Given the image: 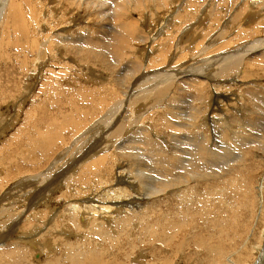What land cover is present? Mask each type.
<instances>
[{
  "label": "rangeland",
  "instance_id": "rangeland-1",
  "mask_svg": "<svg viewBox=\"0 0 264 264\" xmlns=\"http://www.w3.org/2000/svg\"><path fill=\"white\" fill-rule=\"evenodd\" d=\"M16 1L18 2V4L21 3L19 5V6H22L21 9L19 7L18 8H19L20 14L22 15V17L27 22L28 32L32 33V35H34V38H36L39 42H44L46 40L44 35L47 36L49 34L51 36L53 34L59 33L60 31H62L64 29L68 31L70 36L80 38V37H84L85 35L89 36L90 34H92L91 35L92 39L91 38L90 39L92 41L97 40L99 38L100 32H107V33L111 32V29H112V26L114 23L112 20L113 19V11L112 10L115 7V4L119 5L120 3L124 2V0H117V1L116 0H112V1L111 0H104V2H103V0H101V2L99 0H95V1L94 0H82V1L77 0L76 1L77 3L76 2L75 3H76V6L77 5L78 6L76 7L75 4H74V6H68L67 2L65 0H45L46 2L44 0H37V1L31 0L32 4L29 7V5L27 6V4L25 2H23L22 0H16ZM216 1L219 3V5ZM228 1H230V3L229 2L226 3L225 0H222V1L221 0H215V1L214 0H172L171 3H168L167 5H164V6L163 5L159 6V8H157V9L156 8L153 9V8L149 7L148 9H146V11L141 12V13H134V12L126 13V14L130 15L134 20H136L138 25L140 24L138 27H139L140 31L143 32L142 34L143 35L145 34L144 36L149 35V33L147 31L158 32L159 30H161L160 31L161 33L155 37L154 42L142 41V42H132L131 43V47L135 48V51H136V49H138V51H139V49H142L141 50L142 54H139L140 57L137 59V61H139V63L141 64V67H142V69L139 71L138 75L143 77V78H146L149 75H153L155 73H157V74L162 73V74H167V75H174V74L179 75L177 77H170L168 80H166L164 82L165 85L167 86V92L166 93L159 92V94H158L159 100H153L152 101V99H153L152 96L150 97V99H140V98L145 96V95L150 96L149 90H152L153 87L156 88L157 86H159L157 82L160 80H157L156 82L150 83V84H147V83L142 84V81L138 77H136V76L132 77V75L130 76L127 74V72H124V71L121 73L123 67L120 65V63H118L115 60V58L113 57L112 54L104 52L105 50H103V49H99V50H94L93 48L90 49L85 44L86 41L76 43L75 45H70L71 47L70 46L63 47L64 45L59 43L58 40L52 41L53 45H56L55 46L56 49H58L59 47L60 48L62 47L65 54L66 53L68 54V52H70L68 55L76 62H78V60H82L83 57L87 58V59L83 58V60L84 61L86 60V62H90L93 64V67H91L93 72H91L92 70L90 71V69L88 71V69H86V70L81 69L78 66H76V68L74 67V69L76 70V74L78 76H80L79 79L82 80V81L80 80L81 84L77 88L79 93L78 92L76 93L75 96L77 98L75 97V101L74 100L70 101V99H73V97H72L73 95L69 91H63L59 94V97L65 98V100H67V97H71V98L69 99L68 102L61 99V106H62L61 108L57 107L58 110L57 109L55 110V108L51 107V105H48V107H47V105H45V107H43L44 106V104H43L42 108H44V109L41 108V105L39 106V108L36 109L37 114L39 113L37 118L40 117V119H37V120H39L37 123L40 124V127H38L39 132L43 131V133H40L41 139L45 138V140H48V143H50V146H52V147L50 150H48V148L50 147L49 144H47V146H45V143H44L45 140L44 139L40 140V142L36 143V144H38V145H40V143L42 144V147H40L41 152L39 150L35 151L34 155L32 153H30L31 149H29L28 151L26 150L27 148H30V144L25 139V133L28 131V129L34 128L33 126L35 123L33 121V118H30V115H28V114H29V110L31 108L35 109L37 107L36 104L39 102V100H40L39 97L41 96L39 91L41 90L42 85L45 83V79L47 78V76H50V74L48 73V71L46 69L47 68L50 69V67H45L44 73L46 74V76H41V74L39 72H36L35 70H33L34 66L32 67V65L34 64L33 63L34 61H32L33 60V55L31 54L32 52H28L27 49L24 48V46H23L24 45V39L19 37L18 34L12 30V23L13 22H12L11 18H7V13H8L7 10H9V8H8V5H5L4 9L1 11L2 15H0L1 16V18H0V34L2 32V34L0 35V46L2 44V46L0 47V57L2 55V57H1L2 60L0 59V64L2 63L1 65H3L2 67L0 65V84H1L0 85V94H2V95H0V98H1L0 99V125L2 126V127H0V132L2 134V136L0 134V150H2V152H3V154H2V152L0 151V164H1L0 167L2 168V169L0 168V170H1V172H0V174H1V176H0V224L3 225L4 222L7 220L8 216H9V218H8V222H5V224L3 226L0 225V243L1 244L3 243V245L0 244L1 245L0 246V264H5V263L6 264H34L35 263L36 264L37 262H38L37 264H47L48 262L54 261V260L57 261V264L58 263L59 264H87V262L89 260H95V261L101 260V257L99 255L92 254V253H91V256L89 258H87L85 256V253H82L81 256H78V255L73 256L70 254L69 250H67L68 255L63 254V249H61V245L59 244L60 241H58V240L56 241L55 239L57 237L58 238L62 237V236L64 237V234H65V236L70 235V236H68V239H67V241L69 240L68 241L69 243L70 242L73 243L75 241L82 240V238L86 237L89 234V236H87L86 238H88L90 240V243L98 245V247L101 250H107L111 254L110 257L117 259L119 261V263H121V264H148V263L149 264H155L156 262L162 263V261H166V260H167V263L169 262L170 264H211V263L212 264H224L225 262H227L228 264H234V263L238 262V260L240 258H243L244 264H264V177H263L264 176V103H260L259 106H257V108L252 105V101L264 100V72H263L264 69L262 68L263 65L261 66L260 64H262V63H257L256 64L257 66L254 67V65H252V67H251L247 64V62H244L246 64V66H248V67H246L245 65H242L241 67H243L245 71L251 72L253 74L252 76L247 78V76L245 74L247 79L244 78V76H243L244 72L242 69H240V71H241L240 75L234 76V77H224V78L222 77L223 79H221V77L218 75L219 73H217L216 71L219 70L220 65L222 66L224 64H227V62H230V61H227V59H226L223 62V64L222 63L219 64V61L215 62L212 59V58L216 59L217 57H221V56H222L221 58H224V57L230 56L231 54H236V56H237V54L242 55L241 54L242 52L244 55H249L250 53H253L256 51L254 49L255 47H253L254 46L253 44H256L258 42L256 44L258 47V46H260L259 41L264 40V32H263L264 28H263V25H261V23L264 22V19L262 18V17H264V3L262 6V4H260V2H258L257 0H247V1L246 0H242V1L236 0V2H235V0H234V2L232 0H228ZM240 1H241V5H240ZM244 1H245V4H244ZM49 2H51V3L48 4ZM222 2H223V4H222ZM242 2H243V5H242ZM43 3H45V4H43ZM96 3L102 4V7H104V9H106L105 10L106 17L101 14L103 17V19L101 21H99V19L96 16V13L100 12V8L98 7L99 5L97 6ZM220 3H221V5H220ZM110 4H111V6H110ZM228 4H231V5H228ZM233 4H234V7H233ZM246 4H247V6H246ZM48 5H49V7H48ZM237 5L241 6V7L239 8ZM235 6H237V8H235ZM71 7H72V9H71ZM29 8H30V10H29ZM47 8H49L50 11L47 10ZM66 8H68V9H66ZM82 8H84V9H82ZM226 8L228 10H226ZM243 8H246L247 13L249 12V17H251L250 19L247 17L248 15H245L246 16V18H245V16L242 13H241L242 15L240 14V10L242 11ZM151 9L154 10L153 13H151ZM205 9L209 10L210 14ZM230 9H231V11H230ZM45 10L48 13V16H46V18L43 17V14H45ZM85 10H86V13H85ZM225 10H226V12H228V15L225 12ZM6 11H7V13H6ZM13 11L16 15L19 16L18 10L14 9ZM191 11H192V13H191ZM205 11L207 14H209V19H208V15L205 13ZM216 11H217V13H216ZM219 11H221L222 15H220L221 13H219ZM235 11H237V12H235ZM257 11L258 12L261 11L260 14ZM25 12H26V14H25ZM214 12H215V14H214ZM251 12H252V14L254 13V14H258V15L253 16L254 14L251 15ZM203 13H204V16L207 15L206 16L207 18H205L203 16ZM225 13L228 17L225 15ZM177 14H178V16H176ZM190 14H194V15H190ZM217 14H218V16L215 17ZM236 16H237V18H236ZM238 16L242 20H239ZM252 16L254 17V19ZM156 17H157V19H158V17H160L161 19L157 20ZM198 17L201 19L199 20ZM213 17H215V18H213ZM219 17H222V18H219ZM71 18H72V20H71ZM73 18H75L76 22L74 21ZM140 18H141V20H139ZM225 18L227 19L228 22L226 21ZM244 18L247 21L248 26L255 24L253 27L251 26L252 30H247V28L244 29L245 28L244 27L245 25H243L244 24L243 22H245ZM256 18L257 19L259 18L258 21L261 19L259 21L260 24H259V22H257ZM138 20H139V22H138ZM201 20L203 21V23L201 22ZM249 20L252 23H250ZM3 21L7 25H9L8 29H5L4 23H2ZM15 21L17 22V19H15ZM71 21H74V22L71 23ZM79 21H80V23L81 22L82 23L80 24ZM33 22H34V24H33ZM204 22H206V24ZM220 22L225 24V25L221 24ZM69 23H70V25H69ZM192 24H193V26H192ZM202 24H204V25H202ZM234 24L235 25L238 24L237 25L238 28L235 26L236 28L234 27L235 28L234 29L233 28ZM199 25H201V26H199ZM221 25H223V26L221 27ZM195 26L196 27L198 26L197 27L198 29ZM224 26H226L225 27L226 29L223 28ZM83 27H85V28H83ZM145 27H147L149 29H147V28L145 29ZM204 27L206 28V30ZM242 27H243V29H242ZM109 28H110V30H109ZM150 28H152L153 30H151ZM253 28H255V29H253ZM81 29L84 30V32ZM231 29H232L233 35L231 34ZM239 29L243 30V32H241V30H239ZM259 29H261L260 34H258V35H256L255 33H254L255 35L252 34L251 31L256 32L257 30L259 31ZM69 30H71L72 32ZM170 30L172 33L168 32ZM222 32H224V33H222ZM225 32H227V33H225ZM234 32H235V35H234ZM189 33H191V34H189ZM237 33L239 35L240 34L241 35L239 36ZM247 34H248V36H247ZM183 35H185V36H183ZM204 35H205V37H204ZM217 35H219V36H217ZM236 35H238V36L236 37ZM251 35H253L254 37ZM88 36H85V38H88ZM232 36H233V38H232ZM177 37H178V39H177ZM197 37H200V38H197ZM42 38H44V40ZM158 39H160V41H159L160 43H157ZM235 39L237 42L235 41ZM260 39H262V40H260ZM162 40L164 41L165 44L163 43ZM167 40L168 41L170 40L171 42L170 41L168 42ZM256 40H257V42H256ZM186 41H188V42H186ZM200 41H202V43ZM224 41L225 42L227 41V42L225 43ZM253 41H255V43ZM6 42L8 43V45L6 44ZM15 42L19 43L20 45L18 44L17 46H15L14 45ZM80 44L82 47L80 46ZM83 44L86 46H84ZM152 45H153V47H152ZM208 45L211 47H209ZM232 45H234V47ZM251 45H252V47H251ZM21 46L23 48H21ZM12 47L13 48L15 47V48L11 49ZM75 47L77 49H80V48H82V49L86 48V49L76 50ZM249 47L251 48V51H253V52L249 51L250 50ZM72 48H75V49H72ZM263 49H264V47H261V46H260V48L258 47L259 52H262ZM19 50H21V51H19ZM143 50H145V52H143ZM235 50L238 53L234 52ZM239 50L242 52H239ZM76 51L80 52V54L76 55L75 54ZM87 51H89L90 53ZM159 51L161 52V55H163V57L160 54H157L160 56L156 55V53H158ZM248 51L250 53H248ZM7 52L10 53V55L8 54L9 55L8 57H6ZM227 53H230V55H228ZM4 55H6V56H4ZM87 55H89V57ZM136 55H137V53L135 52V57H136ZM213 55H215V56H213ZM150 56L152 58H150ZM166 56L169 58H165ZM198 56L200 59H198ZM9 58H10V61L8 60ZM140 58H142V59H140ZM154 58H155V60H154ZM221 58H220V61H221ZM16 59L18 61H15ZM196 59H198V60H196ZM29 60H31L32 62ZM21 61H22V64H21ZM208 61H209V63H212V64L210 65L208 63ZM19 62H20V65H19ZM50 63L51 62H47L46 63L47 66H48V64L50 65ZM8 64L11 67L8 66ZM206 64H208V65H206ZM215 64H217V65H215ZM242 64H243V62H242ZM15 65H17V66L15 67ZM18 65H19V67H18ZM258 65H260L261 69H259L260 67ZM12 66H14V67H12ZM22 66H24V67H22ZM4 67H6V68L4 69ZM27 67L29 70L27 69ZM57 67H58V65H57ZM83 67H85V66H83ZM152 67H154V68H152ZM213 67L214 68L217 67L218 69L215 68V70H214ZM20 68H21V70H20ZM22 68H26V69H24L25 73H23L24 71ZM51 69H54V68L51 67ZM61 69H63V68H59V70H57V68H56L54 70L60 71ZM211 70H213V71H211ZM46 71H47V73H46ZM63 71H65V70H63ZM21 72L23 73L22 75H21ZM34 72H36V73L34 74ZM89 72H91V74ZM27 73L28 74L30 73V74L28 75ZM36 74H38V75H36ZM84 74H86V75H84ZM32 75H34L33 78L31 77ZM216 75H218V76H216ZM91 76H93L94 78L91 79ZM25 77H27V78H25ZM28 77H29V79H28ZM38 77H39V80L37 79ZM85 77H88L91 79V81L87 84L84 83ZM97 77L100 79H98ZM236 77H238V78H236ZM101 78H104V79H101ZM230 78L237 80L238 84H234L235 86H231V85L229 86L230 88L231 87H234V88H231V89L230 88H228V89L224 88L221 90L219 88L220 85L223 84L224 81L229 80ZM240 78L241 79L243 78L244 80L243 79L240 80ZM191 80L196 81V82H191V83H193L191 85V83H190ZM34 81L37 83H35ZM179 81H181L180 83L182 85H180ZM197 82H199V83H197ZM33 83H34L35 87L32 86ZM40 83H41V85H40ZM128 83H129V85H128ZM134 83H136V84H134ZM194 83L197 84V86ZM24 84L29 86V87L27 86V88H28L27 90L28 91L31 90V92L29 91L31 96H29V94L27 95L28 91L26 90V86H24ZM89 84H92V86L93 85H95V86H98V85L99 86L100 85H106L107 86L108 85V87H109V85H114L113 89L115 88L114 90L121 94V97L119 100H121V99L124 100L122 103L123 104L122 106L114 107L110 110V114H108L111 117V118L109 117L110 118L109 121L111 122L110 125L107 126L104 123L100 124L101 125L100 127L104 126L103 130H99L100 128H96V129L92 130L96 126V124L99 122L100 118L104 115V111L102 110V108L100 110H99V108H97V110L99 112V114H98V112L95 111L96 109H92L89 105H87L84 102L83 103L85 105H81V103H79V101H78V96H79V94L81 95L80 92H83ZM115 84H116V86H115ZM122 84H125L128 86L127 90H126L128 93L125 92ZM130 84H131V86H130ZM175 84H177V85H175ZM185 84L189 85V87L187 88V86ZM198 84L201 85V86H199L200 88H198ZM225 85L226 84H224V86ZM30 87L31 88L33 87V88L29 89ZM68 87L69 86H67L66 88H68ZM24 88H25V93L22 92V91H24ZM190 88H191V90H190ZM195 89H197V90L194 91ZM204 89H205V91H204ZM215 89H217V90L220 89V91H217ZM225 89H227L229 91H227ZM70 90H71V88H70ZM172 90L174 91V93ZM32 91H33V94H32ZM122 92H125L124 96L122 95ZM197 93H199V94H197ZM132 96H135L134 101L131 100ZM25 97H26V99L24 100ZM32 98H33V100H32ZM215 98H221V99L229 100V102H232V103H229V102L218 103V102L214 101ZM197 99H198V101H197ZM208 99L210 100V102H208ZM190 100H192V101H190ZM34 101H36V102H34ZM207 102L209 103L208 105H207ZM192 103H194L195 106H193ZM202 104H203V106H202ZM234 104L237 105L236 106V108L238 107L237 110L240 109L241 112H240V110L234 111L231 109V107L235 108ZM68 105H73V106L75 105V107H76L75 113L71 112V114H68V113H70V111L67 109ZM190 106H191V108H190ZM192 106H193V109H192ZM195 107H196V109H194ZM259 107H260L261 111L258 110ZM40 108H41V110H38ZM45 109L46 110L48 109L47 110L48 113L53 114V112H54L56 114V116L53 117L55 114L47 116ZM52 109H54V110H52ZM59 109L62 110L61 113L59 112L60 111ZM77 109H80V110H77ZM204 109H207V110H204ZM242 110L244 113L242 112ZM17 111H21V112H17ZM51 111H53V112H51ZM186 111H187V113H186ZM202 111L203 112L205 111L204 114ZM246 111H247V113H246ZM81 112H83V113H81ZM163 112H165V113L166 112L167 113H176L178 115H183V114L189 115V114H192L195 112L197 114V119L194 121H191V122H190V120L187 121L184 119H178V120L173 119L172 120L170 117L169 118L164 117L165 113H163ZM227 112H228V114H227ZM231 112H232V116H231ZM86 113L88 116L85 115ZM153 113H156V116L159 117V122L155 121L156 116L154 118L152 117ZM79 114H82V115H79ZM94 114L97 115V117L93 116ZM205 114H208V115H205ZM247 114H248V116H247ZM27 115L29 117H27ZM65 115H66V117H65ZM71 115H72V117H71ZM89 115L90 116L92 115V116L90 117ZM45 116H47V117H45ZM63 117H65V121L67 118L69 119V123L71 121L70 124L73 125V131H70V129L72 130V126L69 123H67L68 119H67V122H65ZM78 117L80 118V120ZM103 117H105V116H103ZM46 118L47 119L51 118V119L47 120ZM72 118L73 119L75 118V122L77 121L76 123H78V124H76L72 120ZM81 118H82V120H81ZM179 118H182V116H180ZM202 118L204 119V122L201 124L199 122L201 121ZM54 119L56 120V122H58L59 120L62 122L59 121L58 123H56ZM239 119H240V121H239ZM3 120H5V121H3ZM18 120H19V122H18ZM45 120H47V122ZM51 120L53 121L54 124L56 123L55 127L50 126L51 124L53 125V123L48 124L49 122H52ZM90 120L91 121L93 120V122H89ZM23 121H24V123H23ZM234 121L237 123H235ZM241 121L246 122L244 126H242ZM63 122L68 124V125L66 126L65 124H63ZM80 122L82 124H80ZM182 122H184V123H182ZM238 122L240 123V125H238ZM26 123H27V125H26ZM60 123H61V125H60ZM164 123L178 124L177 132L175 130H174V132H171L172 135H175L177 137V140L175 142L170 141V138L168 137L170 135H164L163 136V134H161V132H164L163 130L159 131V127H161V125ZM188 123H190V125H187ZM225 123L228 124L229 128H227ZM83 124L87 127L84 128ZM181 124L186 126L188 131H185V132L181 131V129H180ZM43 125H45V126L43 127ZM59 125L60 126L63 125V126L59 127ZM69 125H70V127H69ZM74 125L75 126L81 125V126H79V127L76 126L77 127L76 128ZM201 125L204 127H201ZM47 126H50L51 128L52 127L53 128L51 129ZM191 126H192V128H190ZM23 127H24V129H23ZM74 127H75V130L77 129L76 131L74 130ZM80 127H81V129H80ZM40 128L43 130H41ZM45 128L47 129L46 132H44ZM61 128L62 129L64 128L65 130L64 129L62 130ZM78 128L80 130H78ZM119 128L123 129V131L120 132L119 134H115L116 130ZM1 129L3 132L1 131ZM18 129H19V131H18ZM56 129H58V130H56ZM191 129H194V130L190 131ZM52 130H54V131H52ZM55 130L58 133V134L56 133L57 135L55 134V132H56ZM67 130H69L68 132H70V134L67 132ZM96 130H97V132H96ZM16 131H18V132H16ZM24 131H26V132H24ZM59 131H62V133L63 132L64 133L61 134ZM90 131H91V133H90ZM73 132H74V134H73ZM86 132H88V134ZM233 132L236 135L238 133L239 136L241 135L242 137H248L247 141L244 140V141H241L238 143L240 145L239 149L236 148L237 146L235 143H231V141L229 142V140H227L229 143L226 141L228 144L226 142H224L225 136H230L231 133H233ZM241 132H242V134H241ZM3 133H4V135H3ZM51 133L53 136H51ZM59 133L61 135H59ZM83 133L86 135H84ZM112 133L115 134L114 136H116V137L111 136ZM158 133H160V134H158ZM72 134L74 137H72ZM46 135H48L47 139H46ZM54 135H56L55 137L58 136L59 138L58 137H57L58 139L55 138ZM60 136L64 139H62V138L60 139ZM80 136H81V138H80ZM106 136H108L106 138L107 143L110 140H112L108 143V144H110L109 149L106 150L107 152L104 151L102 153H99L98 150H100V148L103 146V140L105 139ZM109 136H110V138H109ZM9 137H11V138H9ZM52 138H53V140L51 141ZM108 138H109V140H107ZM6 139H8V140L10 139V140L6 141ZM20 139H21V141H20ZM55 139H57V140H55ZM71 140H72V142H71ZM77 140H78V142H77ZM73 141H75V142H73ZM138 141H144L147 143H151L152 141H159L160 146L158 147V149L156 151L151 152L152 155L153 154L158 155V153L162 150L165 153H171V151L174 149L177 151L180 150L181 152H183V155L178 154L174 158L173 163L179 162L180 159L182 161L190 160L193 156L192 155L189 156V154H190L191 150H195L196 147H199L197 144H200L206 151H210V152H212V154H215L216 158L213 161V165H208L206 163V166H201L196 170H194L192 168L190 170L189 169H183L184 170V172H183V170L175 168V170H172V173H171V176H173L172 178H176L177 176H180V175L183 176L184 174H187L186 177H187V179H189V181L186 183L179 184L178 188L175 190L174 189L164 190L163 192H160L157 195L155 194L154 196L147 197V195H149L147 192L148 186H145L144 191H142V189L140 190L141 187H140V185L136 184V179L140 178L142 181H144V183L150 182L151 179L159 180V181H163V180L161 178H159L156 174H154L155 171L153 169V160H151V159L148 160L149 157H148L147 152L145 150L140 151L139 154H135V153L133 154V149H132L133 146L144 148V147L140 146V144H135V145L133 144L132 145V142H138ZM3 142H6V143L8 142V144H5ZM51 142H52V144H51ZM65 142L67 143V145H65L66 144ZM21 143L23 146L21 145ZM81 143H82V145H81ZM122 143L130 144V145H127V146H130V149L124 150L125 153H123V155H125V156L122 155L123 150L120 149L121 150L120 151V150L115 149L117 146H119ZM180 143L185 144V145H181ZM25 144H26V147H24ZM27 144H29L28 145L29 147L27 146ZM74 145H76V146H74ZM124 145H126V144H124ZM78 146H79V148H78ZM2 147H4V150L2 149ZM73 147H74V149H73ZM123 147L126 148L125 146H123ZM20 148H22V149H20ZM32 148H34V147H32ZM44 148H45L46 152H43ZM241 149H242V151H241ZM77 150H78V152H77ZM94 150H96L94 154L97 157L90 159V154L88 152H92ZM220 150H226V151H220ZM233 150H236V151L240 150L238 152L234 151V154L236 155L235 157L239 156V157H237V159L234 158V155L232 154ZM49 151H50V153H49ZM62 151L65 153H63ZM222 152H227V153L232 152L231 155H229V157L230 156L232 157V159H231V157L229 159V161H230L229 165L231 167H227L229 161L223 162L221 160L220 155L222 154ZM76 153H77V155H76ZM85 153H87V154H85ZM160 153H159V156H160ZM25 154L28 155L30 158L28 156H25ZM111 154H113V155H111ZM16 155H17V157H16ZM19 155H21V156H19ZM137 155H139L140 157H138ZM22 156L24 158H26V157L27 158L24 159ZM102 156L108 157V158H106V160H104V164H102L103 168L105 166L104 169L110 170V168H108V167H112V165H113L112 164L113 160L111 158H116L117 163L120 166H122L123 168H125L126 170H128V173L126 175H123V177H125L127 179V184L124 186V188L133 187L136 185V187L139 189L138 191L136 190L137 192L135 194V195L139 194V196H136L135 199L133 200V204L127 206L125 208V210H123V211H127V210L131 209L132 211L135 212L132 215L135 216V214L141 213L142 211L145 210L143 213H141L142 216L138 217V218H140V222H139V219H137L135 217L136 222H134V225L125 224L123 227L118 226L119 228H116V230L121 228L120 230H123L126 232V233L122 234V242H124L126 240L125 234H128V233L133 234V232L131 230L134 227H137L135 230V232H136L135 236L133 234V237L132 238L130 237V239H131L130 245H133L135 247L134 248L135 250L133 249V252L129 248L127 249L126 247H125L126 250L124 251V253L118 252V250H116V248L114 249L112 246H110L108 244V242H107L108 239L104 240V237L109 234L106 229H105V234H104L103 238H101L102 235H100V237H99V236L92 234L90 232H84L82 230H79L77 228L76 224L74 225V221L71 220L72 219L71 217H73V215L71 216V214H70V216H69L70 218H69L65 214V210L66 209L69 210V205H71V203H74V201H75V203H77L78 205H81V206L84 204H87L88 201L100 202V203H97L99 206L106 204L104 202H109L108 200H106V198L108 196H102L103 192L105 191L102 189L104 186L100 185L95 180L99 176H97L95 174L93 176V178H90L91 181H89L90 179L84 177L85 179L83 178V180L80 181V183L78 182L79 180H76L78 177V174H79L77 163H81L85 160V161H87L86 164H88L89 161L91 162L92 159L95 160L97 158H102ZM2 157H4V158H2ZM14 158H15L16 164L14 162ZM19 158L23 159V160H20ZM71 158H73V159H71ZM3 159H7V160H3ZM86 159H88V160H86ZM10 160H11V162H10ZM18 160H19V162H18ZM195 161H197V160H195ZM23 162L26 164H24ZM46 162H48V163H46ZM238 162L240 164H238ZM2 163H4V164H2ZM21 163H23V164H21ZM12 164L15 166H13ZM2 165L5 166L4 167L5 169L2 167ZM17 165H19V166H17ZM69 165H70V168H73L71 171L68 169ZM207 166H209V167H207ZM146 168H149V169H146ZM229 169H231V170H229ZM16 170H17V174H16ZM190 171L191 172L194 171V173L196 175L199 174V176L189 174ZM64 172L67 173V174H65L66 176L64 175ZM40 174L42 176H40ZM176 174H178V175H176ZM96 176H97V178H96ZM4 178H6V179H4ZM51 179H52V181H51ZM213 179L214 180L219 179L222 181L225 179L228 182H226L225 185H224V183L221 185L223 188L221 190V192H219L217 194L210 193V195H208V198L207 197H206L207 199L205 198L206 200H208V204L210 203L209 206L212 204L210 207H208V209L207 208L205 209L202 204H198V203L195 207H193L191 204V201H190V197L195 196V195H200V187H199L200 183L199 182L210 183L213 181ZM1 180H2V182H1ZM93 180H95V181H93ZM87 181H89L88 183L90 185L87 183ZM232 181L233 182L235 181V182L233 183ZM92 183H94L93 184L94 188L92 187L93 186ZM89 186H91V187H89ZM97 186H98V189L95 190V188H97ZM225 186L227 189H225ZM258 187H262V191H261L262 195L258 194L259 193V191L257 190ZM99 188H101L102 190ZM211 188H212V185L210 184V189ZM67 190H68V192H67ZM81 190H83V191H81ZM85 193H87V194H85ZM191 193H192L191 196H187V194H191ZM162 194H164L166 196L165 197L166 200L164 203H159V201L163 198ZM174 195L175 196L177 195L178 198L174 197ZM220 195H221V197H220ZM43 196H46V197H43ZM158 198H160V199L158 200ZM259 198L262 199L261 200L262 205L259 204V200H260ZM24 200L26 202L25 203L26 206L22 205V203L24 204ZM21 201H22V203H21ZM188 201H190V202H188ZM152 203L155 204L156 206L152 205ZM227 204H229V205H227ZM181 209H183V210H181ZM36 210H38V212ZM60 210H62V211H60ZM186 210H187V212H186ZM39 211H40V213H39ZM152 211H153V213H152ZM168 211H169V214L167 213ZM62 212H63V214H62ZM122 212L118 215L117 218L125 216ZM182 212H183V214H182ZM204 212H207V213H204ZM184 213H185V216H184ZM193 213H196V214H193ZM54 214H56V215L54 216ZM213 214L215 215L214 217H213ZM35 215H37V216H35ZM223 215H226V216H223ZM18 216L19 217L21 216V217L19 218ZM2 217H4V218H2ZM17 217H18V219H17ZM36 217H38L39 219H37ZM52 217H54L52 219L54 222H52V220H49ZM161 217H162V219H161ZM203 217H204V220H203ZM207 217H209V219ZM22 218H24V220ZM148 219H149V221H148ZM39 220H40V222H38ZM79 220L82 223L81 219H79ZM155 220L159 221V223H157L158 227L156 226V224L153 223V221H155ZM17 221H19V222H17ZM25 221H26V223H25ZM46 221H48L49 223L48 222L45 223ZM131 222H133V220L130 221L129 223H131ZM24 223H25V225H24ZM15 224H16L17 228L14 227ZM29 224H31V225L29 226ZM54 224L55 225L57 224V225L54 226ZM58 224H61V225H58ZM146 224L148 225V226H146V228L149 229L150 231L152 230V227H153L152 232H150L149 230L148 231L143 230L142 234H140L139 233L140 228L145 227ZM182 224L185 226H183ZM6 225L8 226L9 230L13 229L12 232H6V230H5L7 227ZM22 225H24V226H22ZM35 225H37L36 228L34 227ZM72 226H73V229H72ZM205 226H208V227H205ZM12 227H14V228H12ZM148 227H150V228H148ZM185 227H188V228H185ZM39 228H40V231H39ZM70 228L72 230H70ZM30 230H31V232H28ZM66 230H67V232H66ZM165 230H167L166 233L164 232ZM176 230H178L180 233ZM211 230H212V233H211ZM175 231H176V233H175ZM70 232H72V235ZM96 232H97V230H96ZM155 232H156V234L158 233L160 236L158 234H157V236H156V234H152ZM169 232H171V233H169ZM58 233H59V235H62V236H58ZM20 234L21 235L23 234L22 236H25V237H22ZM26 234H27V236H26ZM31 234H32V236L33 235H36V236L32 237ZM148 234H149V236H148ZM202 234H204V235H202ZM55 235H57V236H55ZM137 235H139V236H137ZM218 235L221 237V240H219L220 238ZM144 236H145V238H144ZM194 236L195 237H197V236L202 237L203 238L202 242H197L196 240H194V238H195ZM29 237L30 238L32 237V239L38 237L36 239L37 242L35 241V239H33V240L31 239L32 242L33 241L34 242L31 243V245H30L29 243L31 240ZM151 237H153L155 239H153ZM11 238H13V239H11ZM15 238L16 239L18 238V239L16 240ZM22 238L24 239L23 241H22ZM170 239H171V241H170ZM156 241H157V243H156ZM47 242L49 243L48 245H47ZM147 242H149V243H147ZM166 242H168V243H166ZM183 242H185V243H183ZM34 243H36L37 245ZM38 243H40V245L43 244V246H40ZM46 245L49 247V249L46 247ZM217 245H219V246H217ZM36 246H37V248H36ZM212 246H214V248ZM42 247L44 249H42ZM177 247H178V249H177ZM221 247H222V249H221ZM16 248H17V250H16ZM176 249H177V251H176ZM51 250H53V251H51ZM120 250H124V249L122 248ZM151 250H152V252H151ZM211 250H212V252H211ZM42 251H44V252H42ZM45 251H47V252H45ZM157 251H160L162 253H159ZM217 251H218V253H217ZM244 251H245V253H244ZM33 252H34V254H33ZM117 252H118V254H117ZM29 253H30V255H28ZM6 254H8V255H6ZM48 254H49V256H47ZM177 255H178V257H177ZM180 256H182V257H180ZM54 258H56V259H54ZM10 259L12 261H10ZM104 259H106L105 256H104ZM107 259L110 263H113L112 259H110V258H107ZM6 260H7V262H6ZM35 260H36V262H35Z\"/></svg>",
  "mask_w": 264,
  "mask_h": 264
},
{
  "label": "bare ground",
  "instance_id": "bare-ground-1",
  "mask_svg": "<svg viewBox=\"0 0 264 264\" xmlns=\"http://www.w3.org/2000/svg\"><path fill=\"white\" fill-rule=\"evenodd\" d=\"M23 2H25L26 4H27V6L29 5V7H30V5L32 4V2H31V0L29 1V0H22ZM37 1V0H36ZM45 1V0H44ZM66 2H67V5L68 6H74V4H75V6H76V1L77 0H65ZM79 1H82V0H79ZM95 1V0H94ZM100 2H101V0H99ZM112 1V0H111ZM117 1V0H116ZM215 1V0H214ZM222 1V0H221ZM226 1V3L227 2H229L230 3V1H228V0H225ZM233 2H234V0H232ZM239 1V0H238ZM242 1V0H241ZM241 1H240V5H241ZM247 1V0H246ZM258 2H260V4H262V6H263V3H264V0H257ZM46 2V1H45ZM65 2V3H66ZM76 2V3H75ZM103 2H104V0H103ZM110 2V1H109ZM172 2V0H124V2L123 3H120L119 5H117V4H115V7L113 8V26H112V29H111V32L110 33H107V32H100L99 33V38L97 39V40H94V41H92L91 39V35L92 34H90L89 36L88 35H85V36H88V38H85V36L84 37H80V38H76V37H74V36H70V34L68 33V31L67 30H62V31H60L59 33H56V34H53V35H44L45 36V41L44 42H39L36 38H34V35H32V33H29L28 32V30H27V22H26V20L22 17V15L20 14V11H19V8L21 9V7L22 6H19L20 4H18V2L16 1V0H0V15H2V10L4 9V7H5V5H8V8H9V10H7L8 11V13H7V11H6V13H7V18H11L12 19V30L14 31V32H16L17 34H18V36L19 37H21V38H23L24 39V48L25 49H27V51L28 52H32L31 54L33 55V60L32 61H34L33 63V65H32V67H33V70H35L36 72H39L40 74H41V76H46V74L44 73V71H45V67H50V69H46L47 71H48V73L50 74V76H47V78L45 79V83L42 85V87H41V90L39 91L40 92V97H39V102L36 104L37 105V107L35 108V109H33V108H31L30 110H29V114L28 115H30V118H33V121L35 122L34 123V128H31V129H28V131L26 132V131H24V132H26L25 133V139H26V141L30 144V148H27L26 150L28 151L29 149H31L30 150V153H32L33 155H34V152L35 151H40L41 152V148L40 147H42V144L40 143V145H38V144H36V143H39L40 142V140H45V138H43V139H41V136H40V133H43V131L41 132H39V128L38 127H40V124L39 123H37L39 120H37V119H40V117H38L37 118V116H38V114H37V112H36V109L37 108H39V106L41 105V108H42V106H43V104H44V106L43 107H45V105H47V107H48V105H51V107H53V108H55V110L57 109V107H59V108H61L62 106H61V99H63L64 101H66V102H68L69 101V99L71 98V97H67V100H65V98H61V97H59V94L61 93V92H63V91H69L73 96V99H70V101H75V95H76V93L78 92L79 93V91H78V87H79V85L81 84V82H80V80L81 79H79L80 78V76H78L77 74H76V70L74 69V67L76 68V66H78L79 68H81V69H88V71H89V69H90V71L92 70V68L91 67H93V64L92 63H90V62H86V60L84 61L83 60V58H82V60H78V62H76V61H74L68 54L70 53V52H68V54L66 53H64V50L62 49V47L60 48H58V49H56L55 48V46L56 45H53V43H52V41H54V40H58L59 41V43H61V44H63L62 46L63 47H65V46H70V45H75L76 43H80V42H83V41H86L85 42V44L91 49V48H93L94 50H99V49H103V50H105L104 52H106V53H109V54H112L113 55V57L115 58V60L118 62V63H120V65L123 67V69H122V71H121V73L124 71V72H127V74L128 75H132V77L133 76H136V77H138L141 81H142V84H145V83H147V84H150V83H154V82H156L157 80H160V81H158L157 83H158V85L159 86H157L156 88H152V90H149V94H150V96L149 95H145V96H143V97H141L140 99H150V97L152 96V101L153 100H159V98H158V94H159V92H162V93H166L167 92V86L165 85V81L166 80H168L170 77H177V76H179V75H177V74H174V75H167V74H162V73H155V74H153V75H149L148 77H146V78H143V77H141V76H139L138 75V73H139V71L142 69V67H141V64L139 63V61H137V59L140 57V55L139 54H142V52H141V50L142 49H139V51H138V49H136V51H135V48H132L131 47V43L132 42H142V41H144V42H146V41H150V42H154V40H155V37L156 36H158L161 32V30H159L158 32H152V31H147L148 33H149V35H146V36H144L142 33L143 32H141L140 31V29H139V25L137 24V21L136 20H134L130 15H128V14H126V13H129V12H134V13H141V12H144V11H146V9H148L149 7H151V8H159V6H164V5H167L168 3H171ZM208 2V1H207ZM217 2V1H216ZM232 2V3H233ZM235 2H236V0H235ZM253 2V1H252ZM256 2V1H255ZM257 2V3H258ZM51 2H49L48 4H50ZM215 3V2H214ZM213 3V4H214ZM218 3V2H217ZM247 3V2H246ZM41 4V3H40ZM43 4H45V3H43ZM42 4V5H43ZM47 4V3H46ZM97 4V3H96ZM222 4H223V2H222ZM238 4V3H237ZM244 4H245V1H244ZM56 5V4H55ZM99 5V6H98ZM105 5V4H104ZM108 5V4H107ZM195 5V4H194ZM217 5V4H216ZM218 5H219V3H218ZM220 5H221V3H220ZM228 5H231V4H228ZM242 5H243V2H242ZM253 5V4H252ZM256 5V4H255ZM26 6V5H25ZM45 6V5H44ZM43 6V7H44ZM54 6V5H53ZM78 6V5H77ZM76 6V7H77ZM97 6L100 8V12H97L96 13V16H97V18L99 19V21H101L102 19H103V17H102V15L103 16H105L106 17V14H105V10L106 9H104V7H102V4H97ZM110 6H111V4H110ZM209 6V5H208ZM227 6V5H226ZM225 6V7H226ZM238 6V5H237ZM237 6H235V8H237ZM246 6H247V4H246ZM249 6V5H248ZM260 6V5H259ZM258 6V7H259ZM7 7V6H6ZM19 7V8H18ZM39 7V6H38ZM37 7V8H38ZM48 7H49V5H48ZM75 7V8H76ZM171 7V6H170ZM183 7V6H182ZM220 7V6H219ZM233 7H234V4H233ZM239 8L241 7V6H238ZM256 7V6H255ZM80 8V7H79ZM194 8V7H193ZM213 8V7H212ZM228 8V7H227ZM226 8V10H228ZM247 8V7H246ZM246 8H243L242 9V11L240 10V14L242 13L244 16L245 15H248L247 17L250 19L251 17H249V12L247 13L246 12ZM252 8V7H251ZM250 8V9H251ZM14 9H16V10H18V14H19V16L18 15H16L15 13H14ZM41 9V8H40ZM66 9H68V8H66ZM71 9H72V7H71ZM77 9V8H76ZM82 9H84V8H82ZM86 9V8H85ZM153 9H151V13H153ZM169 9V8H168ZM172 9V8H171ZM211 9V8H210ZM253 9V8H252ZM29 10H30V8H29ZM28 10V11H29ZM42 10V9H41ZM47 10H49V8H47ZM159 10V9H158ZM166 10V9H165ZM195 10V9H194ZM206 10V9H205ZM226 10H225V12H226ZM236 10V9H235ZM27 11V12H28ZM40 11V10H39ZM50 11V10H49ZM69 11V10H68ZM99 11V10H98ZM186 11V10H185ZM193 11V10H192ZM192 11H191V13H192ZM202 11V10H201ZM207 12H209V10H206ZM206 11H205V13H206ZM224 11V10H223ZM222 11V12H223ZM230 11H231V9H230ZM233 11V10H232ZM259 11V10H258ZM257 11V12H258ZM41 12V11H40ZM53 12V11H52ZM60 12V11H59ZM58 12V13H59ZM150 12V11H149ZM176 12V11H175ZM235 12H237V11H235ZM255 12V11H254ZM256 12V13H257ZM261 12V11H260ZM260 12H258L259 14H260ZM44 13V12H43ZM61 13V12H60ZM69 13V12H68ZM74 13V12H73ZM85 13H86V10H85ZM196 13V12H195ZM194 13V14H195ZM216 13H217V11H216ZM219 13H221V11H219ZM227 13V15H228V12H226ZM226 13H225V15H226ZM239 13V12H238ZM263 13V12H262ZM25 14H26V12H25ZM28 14V13H27ZM57 14V13H56ZM72 14V13H71ZM102 14V15H101ZM175 14V13H174ZM194 14H190V15H194ZM207 14V13H206ZM205 14V15H206ZM209 14H210V12H209ZM209 14H207L208 15V19H209ZM213 14V13H212ZM214 14H215V12H214ZM241 14V15H242ZM254 14V13H253ZM252 14V12H251V15H253ZM79 15V14H78ZM84 15V14H83ZM91 15V14H90ZM183 15V14H182ZM181 15V16H182ZM185 15V14H184ZM206 15V16H207ZM220 15H222V13L220 14ZM224 15V16H225ZM226 15V16H227ZM238 15V14H237ZM255 15H258V14H254L253 16H255ZM31 16V15H30ZM46 16H48V13H47V11L45 10V14H43V17L44 18H46ZM145 16V15H144ZM176 16H178V14L176 15ZM180 16V17H181ZM203 16H204V13H203ZM206 16H204L205 18H207ZM218 16V14L215 16V17H217ZM240 16V15H239ZM239 16H238V18H239ZM243 16V17H244ZM252 16V17H253ZM261 16V15H260ZM50 17V16H49ZM55 17V16H54ZM111 17V16H110ZM162 17V16H161ZM183 17V16H182ZM200 17V16H199ZM198 17V19L200 20L201 18H199ZM212 17V16H211ZM215 17H213V18H215ZM228 17V16H227ZM0 18H1V16H0ZM27 18V17H26ZM77 18V17H76ZM144 18V17H143ZM142 18V19H143ZM174 18V17H173ZM219 18H222V17H219ZM236 18H237V16H236ZM245 18H246V16H245ZM245 18H244V20H245ZM260 18V17H259ZM258 18V19H259ZM263 19H264V17H262ZM5 19V18H4ZM15 19H17V22L15 21ZM74 19V21H75V18H73ZM82 19V18H81ZM80 19V20H81ZM95 19V18H94ZM107 19V18H106ZM137 19V18H136ZM156 19H157V17H156ZM158 19L160 20L161 18L160 17H158ZM157 19V20H158ZM197 19V20H198ZM226 19V18H225ZM235 19V18H234ZM253 19H254V17H253ZM257 19V18H256ZM258 19H257V22H259L258 21ZM71 20H72V18H71ZM139 20H141V18L139 19ZM139 20H138V22H139ZM180 20V19H179ZM185 20V19H184ZM198 20V21H199ZM230 20V19H229ZM239 20H242V19H240L239 18ZM238 20V21H239ZM31 21V20H30ZM74 21H71V23L72 22H74ZM108 21V20H107ZM111 21V20H110ZM177 21V20H176ZM196 21V20H195ZM194 21V22H195ZM205 21V20H204ZM226 21H227V19H226ZM252 21V20H251ZM256 21V20H255ZM76 22V21H75ZM84 22V21H83ZM90 22V21H89ZM93 22V21H92ZM98 22V21H97ZM104 22V21H103ZM151 22V21H150ZM191 22V21H190ZM201 22L203 23V21L201 20ZM215 22V21H214ZM222 22V21H221ZM220 22V23H221ZM228 22V21H227ZM234 22V21H233ZM249 22H250V20H249ZM2 23H4V27H5V29H8L9 28V25H7L4 21L2 22ZM42 23V22H41ZM67 23V22H66ZM78 23V22H77ZM79 23H80V21H79ZM82 23V22H81ZM80 23V24H81ZM100 23V22H99ZM105 23V22H104ZM193 23V22H192ZM196 23V22H195ZM205 24H206V22H204ZM219 23V24H220ZM230 23V22H229ZM238 23V22H237ZM244 24L243 25H245L244 27V29H246L247 28V30H252L251 29V26L253 27L255 24H252V25H249L248 26V23H247V21L245 20V22H243ZM250 23H252V22H250ZM33 24H34V22H33ZM46 24V23H45ZM49 24V23H48ZM90 24V23H89ZM94 24V23H93ZM112 24V23H111ZM163 24V23H162ZM221 24H223V23H221ZM231 24V23H230ZM233 24V23H232ZM242 24V23H241ZM258 24V23H257ZM256 24V25H257ZM259 24H260V22H259ZM258 24V25H259ZM55 25V24H54ZM69 25H70V23H69ZM79 25V24H78ZM182 25V24H181ZM202 25H204V24H202ZM223 25H225V24H223ZM223 25H221V27L223 26ZM238 25V24H237ZM237 25H235L234 24V26H233V28L236 26L237 27ZM261 25H263V28H264V22L263 23H261ZM2 26V25H1ZM36 26V25H35ZM42 26V25H41ZM83 26V25H82ZM192 26H193V24H192ZM191 26V27H192ZM199 26H201V25H199ZM211 26V25H210ZM228 26V25H227ZM241 26V25H240ZM77 27V26H76ZM182 27V26H181ZM185 27V26H184ZM196 27V26H195ZM198 27V26H197ZM196 27V28H197ZM208 27V26H207ZM216 27V26H215ZM219 27V26H218ZM226 26H224L223 28H225ZM235 27V28H236ZM262 27V26H261ZM31 28V27H30ZM66 28V27H65ZM78 28V27H77ZM83 28H85V27H83ZM95 28V27H94ZM147 27H145V29H146ZM183 28V27H182ZM205 28V27H204ZM222 28V29H223ZM228 28V27H227ZM231 28V27H230ZM229 28V29H230ZM234 28V29H235ZM238 28V27H237ZM256 28V27H255ZM255 28H253V29H255ZM260 28V27H259ZM101 29V28H100ZM147 29H149V28H147ZM151 30H153L152 28H150ZM193 29V28H192ZM198 29V28H197ZM201 29V28H200ZM226 29V28H225ZM228 29V30H229ZM242 29H243V27H242ZM35 30V29H34ZM82 30V29H81ZM80 30V31H81ZM109 30H110V28H109ZM178 30V29H177ZM205 30H206V28H205ZM212 30V29H211ZM227 30V31H228ZM239 30H241V29H239ZM261 29H259V31L257 30L256 32H253V31H251L252 32V34H256V35H258V34H260L261 33V31H260ZM36 31V30H35ZM39 31V30H38ZM69 31H71V30H69ZM77 31V30H76ZM83 32H84V30H82ZM93 31V30H92ZM140 31V32H139ZM199 31V30H198ZM201 31V30H200ZM203 31V30H202ZM218 31V30H217ZM236 31V30H235ZM238 31V30H237ZM37 32V31H36ZM57 32V31H56ZM72 32V31H71ZM91 32V31H90ZM139 32V33H138ZM168 32H171V30L170 31H168ZM239 32V31H238ZM241 32H243V30H241ZM264 32V31H263ZM49 33V32H48ZM81 33V32H80ZM88 33V32H87ZM172 33V32H171ZM202 33V32H201ZM218 33V32H217ZM222 33H224V32H222ZM225 33H227V32H225ZM240 33V32H239ZM1 34H2V32H1ZM0 34V35H1ZM37 34V33H36ZM52 34V33H51ZM182 34V33H181ZM188 34V33H187ZM189 34H191V33H189ZM198 34V33H197ZM208 34V33H207ZM230 34V33H229ZM231 34L233 35V33H232V29H231ZM238 34V33H237ZM254 34V35H255ZM9 35V34H8ZM12 35V34H11ZM38 35V34H37ZM41 35V34H40ZM170 35V34H169ZM234 35H235V32H234ZM239 35V34H238ZM238 35H236V37L238 36ZM241 35V34H240ZM239 35V36H240ZM243 35V34H242ZM6 36V35H5ZM175 36V35H174ZM183 36H185V35H183ZM217 36H219V35H217ZM223 36V35H222ZM226 36V35H225ZM231 36V35H230ZM247 36H248V34H247ZM251 36H253V35H251ZM40 37V36H39ZM192 37V36H191ZM195 37V36H194ZM204 37H205V35H204ZM212 37V36H211ZM254 37V36H253ZM16 38V37H15ZM91 38V39H90ZM166 38V37H165ZM171 38V37H170ZM196 38V37H195ZM197 38H200V37H197ZM210 38V37H209ZM215 38V37H214ZM232 38H233V36H232ZM235 38V37H234ZM40 39V38H39ZM43 40H44V38H42ZM177 39H178V37H177ZM193 39V38H192ZM242 39V38H241ZM164 40V39H163ZM162 40V41H163ZM190 40V39H189ZM195 40V39H194ZM221 40V39H220ZM234 40V39H233ZM247 40V39H246ZM258 40V39H257ZM257 40H256V42H257ZM260 40H262V39H260ZM41 41V40H40ZM160 41V39H158L157 40V43H160L159 42ZM165 41V40H164ZM164 41H163V43H164ZM168 41V40H167ZM170 41V40H169ZM168 41V42H169ZM192 41V40H191ZM235 41H236V39H235ZM244 41V40H243ZM259 41V40H258ZM171 42V41H170ZM186 42H188V41H186ZM201 43H202V41H200ZM225 42V41H224ZM227 42V41H226ZM225 42V43H226ZM233 42V41H232ZM237 42V41H236ZM254 43H255V41H253ZM42 43V44H41ZM74 43V44H73ZM177 43V42H176ZM235 43V42H234ZM252 43V42H251ZM258 43V42H257ZM256 43V44H257ZM6 44L8 45V43L6 42ZM19 43H17V42H15L14 43V45L15 46H17ZM60 44V45H61ZM162 44V43H161ZM165 44V43H164ZM167 44V43H166ZM192 44V43H191ZM190 44V45H191ZM212 44V43H211ZM233 44V43H232ZM240 44V43H239ZM248 44V43H247ZM256 44H253L254 46L253 47H255L254 49L256 50L255 52H253V51H251V48H250V50L249 51H251V52H253V53H250L249 51H248V53H250L249 55H244L243 54V52L242 51H240L239 50V52H242L241 54L242 55H240V54H237V56H236V54H231L230 55V53H227L228 55H230V56H227V57H224V58H221V57H217L216 59H214V58H212L215 62H217V61H219V64L220 63H222L223 64V62L227 59V61H230V62H227V64H224V65H220V68H219V70L218 71H216L217 73H219L218 75L221 77V79H223L224 77H234V76H238V75H240V73H241V71H240V69H242L243 70V72H244V74H243V76H244V78H246V76H247V78H249L250 76H252L253 74L251 73V72H248V71H245L244 70V68L243 67H241L242 65H245L246 66V64L244 63V62H247V64L249 65V66H251L252 67V65H254V67L255 66H257L256 64L257 63H262V64H260L261 66H262V68L264 69V49L262 50V52H259L258 51V47L260 48V46L261 47H264V40L263 41H259V44H260V46H258L257 47V45ZM4 45V44H3ZM13 45V44H12ZM20 45V44H19ZM79 45V44H78ZM84 45V44H83ZM86 45H84V46H86ZM206 45V44H205ZM214 45V44H213ZM1 46H2V44H1ZM0 46V47H1ZM59 46V45H58ZM80 46H81V44H80ZM170 46V45H169ZM209 46V45H208ZM226 46V45H225ZM233 47H234V45H232ZM236 46V45H235ZM245 46V45H244ZM6 47V46H5ZM71 47V46H70ZM69 47V48H70ZM82 47V46H81ZM152 47H153V45H152ZM163 47V46H162ZM165 47V46H164ZM181 47V46H180ZM209 47H211V46H209ZM231 47V46H230ZM229 47V48H230ZM251 47H252V45H251ZM15 48V47H14ZM13 47L11 48V49H14ZM17 48V47H16ZM21 48H23L22 46H21ZM76 48V47H75ZM75 48H72V49H75ZM151 48V47H150ZM171 48V47H170ZM174 48V47H173ZM204 48V47H203ZM208 48V47H207ZM243 48V47H242ZM4 49V48H3ZM8 49V48H7ZM80 49H82V48H80ZM80 49H77L76 48V50H80ZM83 49H86V48H83ZM82 49V50H83ZM160 49V48H159ZM182 49V48H181ZM180 49V50H181ZM70 50V49H69ZM168 50V49H167ZM198 50V49H197ZM248 50V49H247ZM11 51V50H10ZM18 51V50H17ZM19 51H21V50H19ZM158 51V50H157ZM23 52V51H22ZM21 52V53H22ZM87 52H89V51H87ZM135 52L137 53V55H136V57H135ZM143 52H145V50H143ZM156 52V51H155ZM160 52V51H159ZM156 53V55L157 54H160L161 55V52L160 53ZM167 52V51H166ZM234 52H236V53H238L236 50L234 51ZM90 53V52H89ZM171 53V52H170ZM189 53V52H188ZM245 53V52H244ZM5 54V53H4ZM10 55V53H8L7 52V56L6 55H4V56H6V57H8L9 55ZM14 54V53H13ZM18 54V53H17ZM24 54V53H23ZM30 54V53H29ZM75 54L76 55H78V54H80V52H75ZM82 54V53H81ZM87 54V53H86ZM101 54V53H100ZM166 54V53H165ZM207 54V53H206ZM102 55V54H101ZM155 55V54H154ZM155 55V56H156ZM160 55H157V56H160ZM3 56V57H4ZM88 57H89V55H87ZM103 56V55H102ZM142 56V55H141ZM162 57H163V55H161ZM213 56H215V55H213ZM1 57H2V55H1ZM1 57H0V59H1ZM13 57V56H12ZM148 57V56H147ZM188 57V56H187ZM92 58V57H91ZM143 58V57H142ZM142 58H140V59H142ZM150 58H152L151 56H150ZM156 58V57H155ZM155 58H154V60H155ZM165 58H169V57H165ZM220 58H221V61H220ZM18 59V58H17ZM15 60V61H18V60ZM84 59H87V58H84ZM110 59V58H109ZM181 59V58H180ZM184 59V58H183ZM198 59H200L199 58V56H198ZM198 59H196V60H198ZM2 60V59H1ZM7 60V59H6ZM9 61H10V58L8 59ZM4 61V60H3ZM2 61V62H3ZM29 61H31V60H29ZM31 61V62H32ZM203 61V60H202ZM8 62V61H7ZM24 62V61H23ZM47 62H51L50 63V65L48 64V66H47ZM196 62V61H195ZM242 62H243V64H242ZM5 63V62H4ZM14 63V62H13ZM12 63V64H13ZM29 63V62H28ZM27 63V64H28ZM53 63V64H52ZM78 63V64H77ZM207 63V62H206ZM208 63H209V61H208ZM2 64V63H1ZM0 64V65H1ZM11 64V63H10ZM21 64H22V61H21ZM77 64V65H76ZM210 65L212 64V63H209ZM14 65V64H13ZM19 65H20V62H19ZM19 65H18V67H19ZM29 65V64H28ZM57 65H58V67H57ZM206 65H208V64H206ZM215 65H217V64H215ZM260 65H258L259 67H260ZM3 65H1V67H2ZM8 66H10L9 64H8ZM17 65H15V67H16ZM57 68V70H59V68H63V69H61L60 71H55L54 69H56L55 67ZM62 66V67H61ZM83 66H85V67H83ZM203 66V65H202ZM11 67V66H10ZM12 67H14V66H12ZM22 67H24V66H22ZM51 67L52 68H54V69H51ZM204 67V66H203ZM246 67H248V66H246ZM245 67V68H246ZM250 67V68H251ZM258 67V68H259ZM6 67H4V69H5ZM152 68H154V67H152ZM199 68V67H198ZM214 68V67H213ZM215 68H217V67H215ZM215 68H214V70H215ZM23 69V71H24V69H26V68H22ZM27 69H28V67H27ZM218 69V68H217ZM216 69V70H217ZM259 69H261V67L259 68ZM20 70H21V68H20ZM29 70V69H28ZM27 70V71H28ZM63 70H65V71H63ZM5 71V70H4ZM22 71V72H23ZM47 71H46V73H47ZM211 71H213V70H211ZM257 71V70H256ZM7 72V71H6ZM21 72V75L23 74V73H25V71L22 73ZM29 72V71H28ZM31 72V71H30ZM36 72H34V74L36 73ZM83 72V71H82ZM91 72H93V70L91 71ZM91 72H89L90 74H91ZM215 72V71H214ZM264 72V71H263ZM251 73V74H250ZM257 73V72H256ZM28 74V73H27ZM30 74V73H29ZM28 74V75H29ZM216 74V73H215ZM245 74H246V76H245ZM27 75V76H28ZM36 75H38V74H36ZM84 75H86V74H84ZM218 75H216V76H218ZM33 76L34 75H32L31 77L33 78ZM223 77V78H222ZM25 78H27V77H25ZM94 77L93 76H91V79H93ZM98 78V77H97ZM236 78H238V77H236ZM246 78V79H247ZM18 79V78H17ZM28 79H29V77H28ZM38 80H39V77L37 78ZM44 79V78H43ZM91 79L90 78H88V77H85V81H84V83L85 84H87V83H89L90 81H91ZM98 79H100V78H98ZM101 79H104V78H101ZM243 79V78H242ZM241 78H240V80H242ZM37 80V81H38ZM244 80V79H243ZM41 81V80H40ZM82 81V80H81ZM175 81V80H174ZM198 81V80H197ZM35 82V81H34ZM44 82V81H43ZM140 82V81H139ZM178 82V81H177ZM181 81H179V83H180ZM191 82H196V81H193V80H191L190 81V83ZM200 82V81H199ZM199 82H197V83H199ZM35 83H37V82H35ZM42 83V82H41ZM41 83H40V85H41ZM133 83V82H132ZM164 83V84H163ZM28 84V83H27ZM134 84H136V83H134ZM184 84V83H183ZM193 83H191V85H192ZM195 84V83H194ZM224 84H226L225 86H224ZM234 84H238V81L237 80H235V79H233V78H230L229 80H227V81H224L223 82V84H221L220 85V89L222 90V89H224V88H230L229 86L231 85V86H235ZM1 85V84H0ZM30 85V84H29ZM38 85V84H37ZM123 85V88H124V90H125V92H127L126 90H127V85H125V84H122ZM128 85H129V83H128ZM139 85V84H138ZM175 85H177V84H175ZM180 85H182L181 83H180ZM186 86H187V88L189 87V85H187V84H185ZM196 86H197V84H195ZM24 86H26V90L28 89L27 88V86L28 85H25L24 84ZM33 87H35L34 86V83H33V85H32ZM67 86H69L68 88H66ZM113 86L114 85H109V87H108V85L106 86V85H98V86H95V85H93L92 86V84H89L87 87H86V89L83 91V92H80L81 93V95L79 94V96H78V101H79V103H81V105H85L84 103H86L87 105H89L92 109H96L95 111H97L98 112V110H97V108H99V110L102 108V110L104 111V115L103 116H105V117H101L100 118V120H99V122L96 124V126L92 129V130H94V129H96V128H100L99 130H103V128H104V126L103 127H100L101 125V123H104V124H106L107 126H109L110 125V121H109V119L111 118L108 114H110V110L112 109V108H114V107H120V106H122L123 104V101L124 100H119L120 99V97H121V94L119 93V92H116L114 89H113ZM115 86H116V84H115ZM130 86H131V84H130ZM141 86V85H140ZM199 86H201L200 84H198V88H200ZM29 87V86H28ZM32 87V88H33ZM171 87V86H170ZM191 87V86H190ZM31 87L29 88V89H32ZM70 88H71V90H70ZM173 88V87H172ZM186 88V89H187ZM193 88V87H192ZM196 88V87H195ZM197 88V89H198ZM231 88H234V87H231ZM230 88V89H231ZM22 89V88H21ZM20 89V90H21ZM175 89V88H174ZM184 89V88H183ZM182 89V90H183ZM197 89H195L194 91H196ZM220 89L219 90H217V89H215V90H217V91H220ZM227 89H225V90H227ZM17 90V89H16ZM39 90V89H38ZM190 90H191V88H190ZM203 90V89H202ZM28 91V90H27ZM26 91V92H27ZM30 92H31V90H29ZM28 91V93H27V95L29 94V96H31V94H30V92ZM173 91V90H172ZM176 91V90H175ZM204 91H205V89H204ZM203 91V92H204ZM227 91H229V90H227ZM20 92V91H19ZM22 92H24L25 93V88H24V91H22ZM125 92H122V95L124 96L125 95ZM177 92V91H176ZM199 92V91H198ZM128 93V92H127ZM130 93V92H129ZM173 93H174V91H173ZM200 93V92H199ZM199 93H197V94H199ZM32 94H33V91H32ZM37 94V93H36ZM65 94V93H64ZM136 94V93H135ZM201 94V93H200ZM0 95H2V94H0ZM22 95V94H21ZM28 96V97H29ZM35 96V95H34ZM198 96V95H197ZM16 97V96H15ZM20 97V96H19ZM18 97V98H19ZM27 97V98H28ZM36 97V96H35ZM195 97V96H194ZM193 97V98H194ZM77 98V97H76ZM132 99V101H134L135 100V96H132L131 97ZM196 98V97H195ZM198 98V97H197ZM201 98V97H200ZM1 99V98H0ZM26 99V97L24 98V100ZM30 99V98H29ZM35 99V98H34ZM204 99V98H203ZM207 99V98H206ZM212 99V98H211ZM18 100V99H17ZM23 100V99H22ZM32 100H33V98H32ZM36 100V99H35ZM38 100V99H37ZM130 100V101H131ZM193 100V99H192ZM192 100H190V101H192ZM196 100V99H195ZM20 101V100H19ZM30 101V100H29ZM77 101V100H76ZM180 101V100H179ZM189 101V102H190ZM194 101V100H193ZM197 101H198V99H197ZM214 101H216V102H218V103H225V102H229V100H225V99H221V98H215V100ZM34 102H36V101H34ZM33 102V103H34ZM84 102V103H83ZM195 102V101H194ZM208 102H210V100L208 99ZM207 102V105L209 104ZM25 103V102H24ZM78 103V102H77ZM172 103V102H171ZM229 103H232V102H229ZM260 103H264V100H262V101H252V105L254 106V107H256L257 108V106H259V104ZM71 104V103H70ZM190 104V103H189ZM193 104V106H195L194 105V103H192ZM22 105V104H21ZM27 105V104H26ZM31 105V104H30ZM35 105V106H36ZM205 105V104H204ZM230 105V104H229ZM235 105V104H234ZM193 106H192V109H193ZM202 106H203V104H202ZM201 106V107H202ZM232 106V105H231ZM230 106V107H231ZM236 106L237 105H235V108H233V107H231V109L232 110H234V111H239V110H237V108H236ZM65 107V106H64ZM69 107V108H68ZM68 107H67V109L70 111V113H68V114H71V112H74L75 113V109H76V107H75V105L73 106V105H68ZM248 107V106H247ZM23 108V107H22ZM41 108L40 109H38V110H41ZM84 108V107H83ZM88 108V107H87ZM190 108H191V106H190ZM21 109V108H20ZM42 109H44V108H42ZM65 109V108H64ZM81 109V108H80ZM80 109H77V110H80ZM174 109V108H173ZM194 109H196V107L194 108ZM242 109V108H241ZM248 109V108H247ZM46 110V109H45ZM48 110V109H47ZM47 110H46V115L48 116V115H53V114H55L53 111H51V112H53V114H51V113H48L47 112ZM51 110V109H50ZM52 110H54V109H52ZM58 110V109H57ZM60 110V109H59ZM67 110V111H68ZM83 110V109H82ZM87 110V109H86ZM90 110V109H89ZM204 110H207V109H204ZM258 110L259 111H261V109H260V107L258 108ZM43 111V110H42ZM61 111L62 110H60L59 112L61 113ZM17 112H21V111H17ZM50 112V111H49ZM57 112V111H56ZM64 112V111H63ZM77 112V111H76ZM79 112V111H78ZM102 112V111H101ZM196 112V111H195ZM192 113V114H189V115H178V114H176V113H165V112H163V113H165L164 114V117H167V118H171L172 120L174 119V120H178V119H184V120H187V121H189L190 120V122L191 121H194V120H196L197 119V114L196 113ZM203 112V111H202ZM205 112V111H204ZM204 112H203V114H204ZM208 112V111H207ZM240 112H241V110H240ZM242 112H243V110H242ZM249 112V111H248ZM25 113V112H24ZM44 113V112H43ZM81 113H83V112H81ZM186 113H187V111H186ZM244 113V112H243ZM246 113H247V111H246ZM18 114V113H17ZM98 114H99V112H98ZM227 114H228V112H227ZM249 114V113H248ZM248 114H247V116H248ZM27 115V117H29ZM58 115V114H57ZM76 115V114H75ZM79 115H82V114H79ZM86 116H88L87 115V113L85 114ZM107 115V116H106ZM205 115H208V114H205ZM204 115V116H205ZM251 115V114H250ZM20 116V115H19ZM25 116V115H24ZM47 116H45V117H47ZM56 116V114L53 116V117H55ZM70 116V115H69ZM74 116V115H73ZM90 116V115H89ZM92 116V115H91ZM90 116V117H91ZM93 116H96L97 117V115H93ZM156 116V113H153V115H152V117L154 118ZM180 116H182V118H179ZM200 116V115H199ZM231 116H232V112H231ZM43 117V116H42ZM65 117H66V115H65ZM65 117H63L64 118V121H65ZM71 117H72V115H71ZM89 117V118H90ZM110 117V118H109ZM18 118V117H17ZM62 118V117H61ZM76 118V117H75ZM75 118L73 119L72 118V120L75 122ZM79 118V117H78ZM85 118V117H84ZM87 118V117H86ZM205 118V117H204ZM234 118V117H233ZM248 118V117H247ZM3 119V118H2ZM44 119V118H43ZM47 119V118H46ZM49 119V118H48ZM47 119V120H48ZM51 119V118H50ZM49 119V120H50ZM58 119V118H57ZM68 119V118H67ZM67 119H66V121L65 122H67ZM96 119V118H95ZM170 119V120H171ZM238 119V118H237ZM14 120V119H13ZM47 120H45L46 122H47ZM55 120V119H54ZM79 120H80V118H79ZM81 120H82V118H81ZM3 121H5V120H3ZM25 121V120H24ZM24 121H23V123H24ZM52 121V120H51ZM60 121V120H59ZM58 121V122H59ZM72 121V122H73ZM88 121V120H87ZM86 121V122H87ZM155 121L156 122H159V117L158 116H156V118H155ZM232 121V120H231ZM239 121H240V119H239ZM262 121V120H261ZM18 122H19V120H18ZM55 122H56V120H55ZM58 122H56V123H58ZM60 122H62V121H60ZM77 122V121H76ZM75 122V123H76ZM84 122V121H83ZM89 122H93V120L91 121H89ZM204 122V119L202 118L201 119V121L199 122V123H203ZM235 122V121H234ZM233 122V123H234ZM242 122V121H241ZM30 123V122H29ZM45 123V122H44ZM51 123H53V121L52 122H49L48 124H51ZM55 123V124H56ZM67 123H69V119H68V122ZM70 123H71V121H70ZM69 123V124H70ZM182 123H184V122H182ZM235 123H237V122H235ZM245 121H243L241 124H242V126H244L245 125ZM55 124L53 123V125L51 124L50 126H54L55 127ZM63 124H65L66 126L68 125V124H66V123H64L63 122ZM76 124H78V123H76ZM80 124H82L81 122H80ZM85 124V123H84ZM83 124V125H84ZM93 124V123H92ZM197 124V123H196ZM226 124V126H227V128H229L228 127V124L227 123H225ZM9 125V124H8ZM26 125H27V123H26ZM42 125V124H41ZM60 125H61V123H60ZM59 125V127H62V126H60ZM71 126H72V130L70 129V131H73V125L72 124H70ZM70 125H69V127H70ZM86 125V124H85ZM84 125V128L85 127H87V126H85ZM187 125H190V123H188ZM238 125H240V123L238 122ZM21 126V125H20ZM45 125H43V127H44ZM50 126H47V127H49V128H51ZM75 126V125H74ZM76 126H78V125H76ZM75 126V127H76ZM79 126H81V125H79ZM78 126V127H79ZM92 126V125H91ZM200 126V125H199ZM198 126V127H199ZM260 126V125H259ZM0 127H2L1 125H0ZM27 127V126H26ZM42 127V126H41ZM75 127H74V130H75ZM93 127V126H92ZM156 127V126H155ZM177 127H178V124H174V123H170V124H168V123H164V124H162L161 125V127H159V131H164V132H161V134H163V136L164 135H170V136H168L169 138H170V141L171 142H175L176 140H177V137L175 136V135H172L171 134V132H174V130L177 132ZM194 127V126H193ZM201 127H204V126H202L201 125ZM240 127V126H239ZM48 128V129H49ZM53 128V127H52ZM51 128V129H52ZM77 128V127H76ZM90 128V127H89ZM88 128V129H89ZM190 128H192V126L190 127ZM20 129V128H19ZM19 129H18V131H19ZM23 129H24V127H23ZM41 129V128H40ZM62 129V128H61ZM64 129V128H63ZM62 129V130H63ZM67 129V128H66ZM80 129H81V127H80ZM79 128H78V130H80ZM87 129V128H86ZM180 129H181V131H183V132H185V131H188V129L186 128V126H184L183 124H181L180 125ZM197 129V128H196ZM203 129V128H202ZM201 129V130H202ZM242 129V128H241ZM240 129V130H241ZM17 130V129H16ZM21 130V129H20ZM32 130V131H31ZM41 130H43V129H41ZM46 128H45V131L44 132H46ZM56 130H58V129H56ZM55 130V131H56ZM60 130V129H59ZM65 130V129H64ZM77 130V129H76ZM75 130V131H76ZM156 130V129H155ZM173 130V131H172ZM192 130H194V129H191L190 131H192ZM1 131H2V129H1ZM18 131H16V132H18ZM52 131H54V130H52ZM69 130H67V132H68ZM123 131V129H117L116 130V132H115V134H119L120 132H122ZM189 131V132H190ZM197 131V130H196ZM234 131V130H233ZM3 132V131H2ZM61 134H63L62 133V131H59ZM78 132V131H77ZM76 132V133H77ZM96 132H97V130H96ZM158 132V131H157ZM194 132V131H193ZM49 133V132H48ZM54 133V132H53ZM57 133V131L55 132V134ZM59 133V135H61ZM69 134H70V132H68ZM75 133V134H76ZM87 134H88V132H86ZM90 133H91V131H90ZM0 134H1V132H0ZM20 134V133H19ZM24 134V133H23ZM50 134V133H49ZM58 134V133H57ZM56 134V135H57ZM73 134H74V132H73ZM73 134H72V137H74L73 136ZM84 134V133H83ZM94 134V133H93ZM115 134H111V136H113V137H116V136H114ZM158 134H160V133H158ZM241 134H242V132H241ZM246 134V133H245ZM3 135H4V133H3ZM22 135V134H21ZM42 135V134H41ZM44 135V134H43ZM56 135H54V137L56 136ZM80 135V134H79ZM84 135H86V134H84ZM1 136H2V134H1ZM48 135H46V139L48 138L47 137ZM51 136H53L52 135V133H51ZM71 136V135H70ZM12 137V136H11ZM11 137H9V138H11ZM16 137V136H15ZM44 137V136H43ZM58 137V136H57ZM57 137H55V138H57ZM65 137V136H64ZM108 136H106L105 137V139L103 140V146L100 148V150H98V152L99 153H102V152H104V151H106L107 149H109V146H110V144H108L110 141H112V140H110L108 143L106 142V138H107ZM59 138V137H58ZM57 138V139H58ZM62 137L60 136V139H61ZM69 138V137H68ZM80 138H81V136H80ZM109 138H110V136H109ZM109 138L107 139V140H109ZM162 138V137H161ZM160 138V139H161ZM247 138L248 137H242L241 135L239 136V134L237 133V135L233 132V133H231V135L230 136H225V141L224 142H226L227 140H229V142L231 141V143H235L236 144V148H240V145L238 144L239 142H241V141H244V140H246L247 141ZM14 139V138H13ZM16 139V138H15ZM24 139V138H23ZM22 139V140H23ZM57 139H55V140H57ZM62 139H64V138H62ZM70 139V138H69ZM77 139V138H76ZM75 139V140H76ZM10 140V139H9ZM8 139H6V141H9ZM12 140V139H11ZM53 140V138L51 139V141ZM66 140V139H65ZM68 140V139H67ZM80 140V139H79ZM83 140V139H82ZM3 141V140H2ZM20 141H21V139H20ZM61 141V140H60ZM81 141V140H80ZM17 142V141H16ZM54 142V141H53ZM64 142V141H63ZM71 142H72V140H71ZM70 142V143H71ZM73 142H75V141H73ZM77 142H78V140H77ZM228 142V141H227ZM226 142V143H227ZM228 142V143H229ZM3 143H5V144H8V142L6 143V142H3ZM13 143V142H12ZM24 143V142H23ZM45 146H47V144H49V146H50V143H48V140H45ZM43 143V144H44ZM56 143V142H55ZM60 143V142H59ZM66 143V142H65ZM80 143V142H79ZM106 143V144H105ZM114 143V142H113ZM116 143V142H115ZM227 143V144H228ZM250 143V142H249ZM16 144V143H15ZM29 144H27V146L29 145ZM51 144H52V142H51ZM69 144V143H68ZM73 144V143H72ZM124 144H126V145H124ZM135 145V144H140V146H142V147H144V148H140V147H134L133 146V154L135 153V154H139V152L140 151H142V150H145L146 152H147V155H148V160H153V169H154V174H156L159 178H161L163 181H159V180H153V179H151V181L150 182H148V183H144V181H142L140 178H137L136 179V184L137 185H140V190L142 189V191H144L145 190V186H148V190H147V192H148V194L149 195H147V197H151V196H154L155 194L157 195L158 193H160V192H163L164 190H170V189H177L178 188V186H179V184H182V183H186V182H188L189 181V179H187V174H184L183 176H177L176 178H172L173 176H171V173H172V170H175V168H178V169H180V170H183V169H194V170H196V169H198L199 167H201V166H206V163L208 164V165H213V161L215 160V158H216V155L215 154H212V152H210V151H206L200 144H197L199 147H196V149L195 150H191V152H190V154H189V156L190 155H192L191 157V159L190 160H188V161H182L181 159H180V161L179 162H176V163H173L174 162V158L178 155V154H182L183 155V152H181L180 150H175L174 148V150H172L171 151V153H165L163 150L162 151H160L159 153H160V156H159V153H158V155H156V154H151V152H153V151H156L157 149H158V147L160 146V142L159 141H152L151 143H147V142H144V141H138V142H132V145ZM181 145H185V144H182V143H180ZM252 144V143H251ZM3 145V144H2ZM18 145V144H17ZM21 145H22V143H21ZM58 145V144H57ZM60 145V144H59ZM65 145H67V143L65 144ZM78 145V144H77ZM81 145H82V143H81ZM80 145V146H81ZM127 145H130V144H127V143H122V144H120L119 146H117L115 149H117V150H123V152H122V155H123V153H125L124 152V150H126V149H130V146H127ZM230 145V144H229ZM232 145V144H231ZM12 146V145H11ZM23 146V145H22ZM44 146V147H45ZM69 146V145H68ZM67 146V147H68ZM72 146V145H71ZM74 146H76V145H74ZM123 146H125L126 148H124ZM139 146V145H138ZM24 147H26V144H25V146ZM29 147V146H28ZM32 147H34V148H32ZM51 147L52 146H50L49 148H48V150H50L51 149ZM64 147V146H63ZM231 147V146H230ZM234 147V148H235ZM242 147V146H241ZM246 147V146H245ZM249 147V146H248ZM19 148V147H18ZM46 148V149H47ZM78 148H79V146H78ZM2 149L4 150V147H2ZM20 149H22V148H20ZM25 149V148H24ZM73 149H74V147H73ZM72 149V150H73ZM14 150V149H13ZM18 150V149H17ZM45 150V148L43 149V152H46V150ZM47 150V151H48ZM120 150V151H121ZM1 152H2V150H0ZM25 151V150H24ZM80 151V150H79ZM95 151L96 150H94V151H92V152H88L89 154H90V159L91 158H94V157H97V156H95ZM220 151H226V150H220ZM234 151H236V150H233V155H234V158H236L237 159V157H239V156H237V157H235L236 155L234 154ZM238 151H240V150H238ZM238 151H236V152H238ZM241 151H242V149H241ZM20 152V151H19ZM18 152V153H19ZM63 152V151H62ZM77 152H78V150H77ZM107 152V151H106ZM105 152V153H106ZM5 153V152H4ZM17 153V154H18ZM49 153H50V151H49ZM60 153V152H59ZM63 153H65V152H63ZM120 153V152H119ZM231 153H227V152H222V154L220 155V158H221V160L223 161V162H228L229 161V159H230V157H229V155H231ZM2 154H3V152H2ZM42 154V153H41ZM84 154V153H83ZM85 154H87V153H85ZM237 154V153H236ZM37 155V154H36ZM43 155V154H42ZM65 155V154H64ZM73 155V154H72ZM76 155H77V153H76ZM111 155H113V154H111ZM232 155V156H233ZM7 156V155H6ZM15 156V155H14ZM19 156H21V155H19ZM25 156H28V155H26L25 154ZM49 156V155H48ZM63 156V155H62ZM108 156V155H107ZM107 156H102V158H97V159H95V160H91V162L89 161V163L88 164H86L87 163V161H83V162H81V163H77V167H78V177H77V179L76 180H79L78 182L80 183V181H82L83 180V178L84 177H86V178H88V179H90V178H93V176L96 174L97 176H99L98 178H97V176H96V178L97 179H95L100 185H102V186H104L102 189L103 190H105L104 192H103V195L102 196H108L107 198H106V200H108L109 202H104V203H106V204H103V205H98L97 203H100V202H97V201H88L87 202V204H84V205H78L77 203H75V201H74V203H71V205H69V210L68 209H66L65 210V214L69 217L70 216V214H71V216L73 215V217H71L72 219V221H74V225L76 224V226H77V228L79 229V230H82V231H84V232H90V233H92V234H95V235H97V236H99L100 237V235H102L101 236V238H103L104 237V234H105V229L107 230V232L109 233L107 236H105L104 237V240H106V239H108V244L110 245V246H112L114 249L116 248V250H118V252H122V253H124V251L126 250V248L128 249H130L132 252H133V249L135 248L133 245H130L131 243H130V241H131V239H130V237L132 238L133 237V234H134V236H135V234H136V232H135V230H136V228L137 227H134L131 231L133 232V234H131V233H128V234H125V236H126V240L124 241V242H122V234L123 233H126L125 231H123V230H120V229H117L116 230V228H119L118 226H124L125 224H129V225H134V222H136L135 221V217L137 218V219H139V222H140V218H138V217H140V216H142L141 215V213H143L144 211H142L141 213H138V214H135V216L134 215H132V214H134L135 212L134 211H132L131 209H129V210H127V211H123V210H125V208L127 207V206H129V205H132L133 204V200L135 199V197L136 196H139V194L138 195H135L136 194V192L139 190L137 187H136V185L135 186H133V187H126V188H124V186L127 184V179L125 178V177H123V175H126L127 173H128V170H126L125 168H123L122 166H120L118 163H117V160H116V158H111L112 160H113V165H112V167H108V168H110V170L108 169H104L105 168V166H104V168H103V166H102V164H104V160H106V158H108ZM123 156H125V155H123ZM122 156V157H123ZM138 157H140L139 155H137ZM242 156V155H241ZM5 157V156H4ZM4 157H2V158H4ZM11 157V156H10ZM16 157H17V155H16ZM23 157V156H22ZM29 157V156H28ZM33 157V156H32ZM64 157V156H63ZM88 157V156H87ZM112 157V156H111ZM179 157V156H178ZM8 158V157H7ZM24 158V157H23ZM27 158V157H26ZM26 158H24V159H26ZM30 158V157H29ZM44 158V157H43ZM181 158V157H180ZM9 159V158H8ZM17 159V158H16ZM20 159V158H19ZM35 159V158H34ZM71 159H73V158H71ZM89 159V160H90ZM179 159V158H178ZM231 159H232V157H231ZM241 159V158H240ZM3 160H7V159H3ZM20 160H23V159H20ZM86 160H88V159H86ZM139 160V159H138ZM195 160H197V161H195ZM234 160V159H233ZM263 160V159H262ZM177 161V160H176ZM2 162V161H1ZM10 162H11V160H10ZM14 162H15V158H14ZM18 162H19V160H18ZM28 162V161H27ZM109 162V161H108ZM234 162V161H233ZM245 162V161H244ZM6 163V162H5ZM24 163V162H23ZM23 163H21V164H23ZM46 163H48V162H46ZM236 163V162H235ZM243 163V162H242ZM2 164H4V163H2ZM7 164V163H6ZM15 164H16V162H15ZM24 164H26V163H24ZM108 164V163H107ZM230 161H229V163H228V165H227V167H231L230 165ZM232 164V163H231ZM238 164H240L239 162H238ZM1 165V164H0ZM11 165V164H10ZM13 165V164H12ZM13 166H15V165H13ZM17 166H19V165H17ZM21 166V165H20ZM25 166V165H24ZM111 166V165H110ZM2 167L4 168L5 166L4 165H2ZM22 167V166H21ZM107 167V166H106ZM207 167H209V166H207ZM242 167V166H241ZM1 168V167H0ZM18 168V167H17ZM23 168V167H22ZM238 168V167H237ZM261 168V167H260ZM2 169V168H1ZM5 169V168H4ZM25 169V168H24ZM68 169L71 171L73 168H70V165H69V167H68ZM146 169H149V168H146ZM85 170V171H84ZM229 170H231V169H229ZM32 171V170H31ZM66 171V170H65ZM177 171V170H176ZM205 171V170H204ZM241 171V170H240ZM0 172H1V170H0ZM81 172V173H80ZM179 172V171H178ZM183 172H184V170H183ZM259 172V171H258ZM263 172V171H262ZM5 173V172H4ZM175 173V172H174ZM187 173V172H186ZM208 173V172H207ZM237 173V172H236ZM252 173V172H251ZM250 173V174H251ZM16 174H17V170H16ZM65 174H67L66 172H64V175ZM189 174H191V175H196L195 173H194V171L193 172H191L190 171V173ZM188 174V175H189ZM205 174V173H204ZM212 174V173H211ZM227 174V173H226ZM262 174V173H261ZM15 175V174H14ZM63 175V174H62ZM176 175H178V174H176ZM206 175V174H205ZM260 175V174H259ZM0 176H1V174H0ZM40 176H42L41 174H40ZM66 176V175H65ZM196 176H199V174L198 175H196ZM201 176V175H200ZM207 176V175H206ZM4 177V176H3ZM12 177V176H11ZM202 177V176H201ZM239 177V176H238ZM249 177V176H248ZM264 177V176H263ZM212 178V177H211ZM262 178V177H261ZM4 179H6V178H4ZM60 179V178H59ZM85 179V178H84ZM193 179V178H192ZM199 179V178H198ZM205 179V178H204ZM208 179V178H207ZM237 179V178H236ZM247 179V178H246ZM62 180V179H61ZM95 180H93V181H95ZM173 180V181H172ZM197 180V179H196ZM230 180V179H229ZM242 180V179H241ZM6 181V180H5ZM51 181H52V179H51ZM63 181V180H62ZM89 181H91V179L89 180ZM89 181H87V183L89 182ZM205 181V180H204ZM1 182H2V180H1ZM44 182V181H43ZM196 182V181H195ZM226 182H228L227 180H214L213 179V181L212 182H210V183H207V182H203V183H201V182H199L200 183V185H199V187H200V195H195V196H192V197H190V201H191V204H192V206L193 207H195L196 205H197V203L198 204H202L203 206H204V208L206 209H208V207H210L209 206V204H208V200H206L207 198H208V195H210V193H213V194H217V193H219V192H221V190L223 189L222 188V184L224 183V185H225V183ZM233 182V181H232ZM235 182V181H234ZM233 182V183H234ZM252 182V181H251ZM40 183V182H39ZM83 183V182H82ZM38 184V183H37ZM50 184V183H49ZM64 184V183H63ZM89 184V183H88ZM94 183H92V185H93ZM97 184V183H96ZM210 184L212 185V188L210 189ZM229 184V183H228ZM48 185V184H47ZM53 185V184H52ZM79 185V184H78ZM82 185V184H81ZM90 185V184H89ZM223 185V186H224ZM231 185V184H230ZM89 187H91V186H89ZM93 188H94V185L92 186ZM244 187V186H243ZM75 189V188H74ZM88 189V188H87ZM96 189H98V186H97V188H95V190ZM99 189H101V188H99ZM101 189V190H102ZM225 189H227L226 188V186H225ZM249 189V188H248ZM255 189V188H254ZM80 190V189H79ZM91 190V189H90ZM94 190V191H95ZM137 190V191H136ZM256 190V189H255ZM257 190L259 191V193L258 194H261V191H262V187H258L257 188ZM53 191V190H52ZM81 191H83V190H81ZM88 191V190H87ZM92 191V190H91ZM141 191V192H142ZM172 191V190H171ZM43 192V191H42ZM47 192V191H46ZM67 192H68V190H67ZM85 192V191H84ZM83 192V193H84ZM93 192V191H92ZM70 193V192H69ZM254 193V192H253ZM50 194V193H49ZM52 194V193H51ZM85 194H87V193H85ZM174 194V193H173ZM19 195V194H18ZM47 195V194H46ZM163 195V198L159 201V203H164L165 202V195L164 194H162ZM192 195V193L191 194H187V196H191ZM262 195V194H261ZM73 196V195H72ZM213 196V195H212ZM216 196V195H215ZM43 197H46V196H43ZM101 197V196H100ZM174 197H176V198H178L177 197V195L175 196L174 195ZM207 197V198H206ZM220 197H221V195H220ZM206 198V199H205ZM23 199V198H22ZM74 199V198H73ZM160 198H158V200H159ZM218 199V198H217ZM260 199V200H259ZM258 200H259V204L260 205H262L261 204V198H259ZM27 200V199H26ZM72 200V199H71ZM216 200V199H215ZM190 201H188V202H190ZM42 202V201H41ZM78 202V201H77ZM80 202V201H79ZM154 202V201H153ZM179 202V201H178ZM210 202V201H209ZM223 202V201H222ZM16 203V202H15ZM21 203H22V201H21ZM25 200H24V204L22 203V205L23 206H26L25 205ZM212 203V202H211ZM169 204V203H168ZM152 205H155V204H153L152 203ZM227 205H229V204H227ZM21 206V205H20ZM68 206V205H67ZM156 206V205H155ZM66 207V206H65ZM176 208V207H175ZM181 208V207H180ZM183 208V207H182ZM32 209V208H31ZM210 209V208H209ZM39 210V209H38ZM38 210H36L37 212H38ZM178 210V209H177ZM181 210H183V209H181ZM30 211V210H29ZM34 211V210H33ZM60 211H62V210H60ZM59 211V212H60ZM123 211V212H122ZM148 211V210H147ZM31 212V211H30ZM123 213L125 216H122V217H120V218H117L118 217V215L120 214V213ZM172 212V211H171ZM176 212V211H175ZM181 212V211H180ZM185 212V211H184ZM186 212H187V210H186ZM198 212V211H197ZM212 212V211H211ZM35 213V212H34ZM39 213H40V211H39ZM46 213V212H45ZM152 213H153V211H152ZM155 213V212H154ZM159 213V212H158ZM157 213V214H158ZM164 213V212H163ZM168 214H169V211L167 212ZM204 213H207V212H204ZM209 213V212H208ZM213 213V212H212ZM29 214V213H28ZM62 214H63V212H62ZM160 214V213H159ZM182 214H183V212H182ZM193 214H196V213H193ZM198 214V213H197ZM211 214V213H210ZM30 215V214H29ZM56 214H54V216H55ZM61 215V214H60ZM138 215V216H137ZM178 215V214H177ZM28 216V215H27ZM35 216H37V215H35ZM62 216V215H61ZM184 216H185V213H184ZM195 216V215H194ZM207 216V215H206ZM215 215L213 214V217H214ZM223 216H226V215H223ZM19 217V216H18ZM18 217H17V219H18ZM21 217V216H20ZM19 217V218H20ZM150 217V216H149ZM163 217V216H162ZM162 217H161V219H162ZM179 217V216H178ZM234 217V216H233ZM2 218H4V217H2ZM8 218H9V216H8ZM8 218H7V220L5 221V222H8ZM29 218V217H28ZM35 218V217H34ZM37 219H39L38 217H36ZM48 218V217H47ZM54 217H52L51 219H49V220H52ZM58 218V217H57ZM70 218V217H69ZM146 218V217H145ZM153 218V217H152ZM183 218V217H182ZM196 218V217H195ZM208 219H209V217H207ZM212 218V217H211ZM14 219V218H13ZM16 219V218H15ZM16 219V220H17ZM23 220H24V218H22ZM31 219V218H30ZM65 219V218H64ZM79 219H81V221H82V223L80 222V220ZM158 219V218H157ZM169 219V218H168ZM193 219V218H192ZM233 219V218H232ZM20 220V219H19ZM43 220V219H42ZM63 220V219H62ZM133 220V222H131V223H129L130 221H132ZM142 220V219H141ZM189 220V219H188ZM196 220V219H195ZM203 220H204V217H203ZM225 220V219H224ZM21 221V220H20ZM58 221V220H57ZM65 221V220H64ZM148 221H149V219H148ZM183 221V220H182ZM231 221V220H230ZM2 222V221H1ZM5 222H4V224H5ZM17 222H19V221H17ZM23 222V221H22ZM21 222V223H22ZM28 222V221H27ZM38 222H40V220L38 221ZM48 221H46L45 223H47ZM52 222H54L53 220H52ZM147 222V221H146ZM152 222V221H151ZM161 222V221H160ZM178 222V221H177ZM220 222V221H219ZM232 222V221H231ZM13 223V222H12ZM25 223H26V221H25ZM25 223H24V225H25ZM37 223V222H36ZM44 223V224H45ZM49 223V222H48ZM61 223V222H60ZM67 223V222H66ZM65 223V224H66ZM69 223V222H68ZM73 223V222H72ZM142 223V222H141ZM144 223V222H143ZM148 223V222H147ZM153 223L154 224H156V226H157V223H159V221L158 220H155V221H153ZM165 223V222H164ZM191 223V222H190ZM218 223V222H217ZM3 224V225H4ZM52 224V223H51ZM149 224V223H148ZM175 224V223H174ZM179 224V223H178ZM185 224V223H184ZM219 224V223H218ZM217 224V225H218ZM224 224V223H223ZM233 224V223H232ZM0 225H2V224H0ZM2 225V226H3ZM24 225H22V226H24ZM31 224H29V226H30ZM57 225V224H56ZM55 224H54V226H56ZM58 225H61V224H58ZM63 225V224H62ZM70 225V224H69ZM177 225V224H176ZM183 225V224H182ZM189 225V224H188ZM7 226V225H6ZM13 226V225H12ZM36 226L37 225H35L34 227L36 228ZM66 226V225H65ZM71 226V225H70ZM146 226H148L147 224L145 225V227H141L140 228V234H142V232H143V230L144 231H148L149 229H147L146 228ZM181 226V225H180ZM183 226H185V225H183ZM15 228H17L16 227V224H15V226H14ZM14 227H12V228H14ZM127 227V226H126ZM152 227V226H151ZM158 227V226H157ZM166 227V226H165ZM189 227V226H188ZM188 227H185V228H188ZM205 227H208V226H205ZM223 227V226H222ZM230 227V226H229ZM3 228V227H2ZM44 228V227H43ZM128 228V227H127ZM146 228V229H145ZM148 228H150V227H148ZM160 228V227H159ZM169 228V227H168ZM190 228V227H189ZM29 229V228H28ZM72 229H73V226H72ZM71 228H70V230H72ZM131 229V228H130ZM201 229V228H200ZM215 229V228H214ZM229 229V228H228ZM6 232H12V230H9V228H8V226L6 227ZM4 230V231H5ZM20 230V229H19ZM42 230V229H41ZM68 230V229H67ZM67 230H66V232H67ZM96 230H97V232H96ZM152 230H153V227H152ZM152 230L150 231V232H152ZM170 230V229H169ZM225 230V229H224ZM227 230V229H226ZM35 231V230H34ZM39 231H40V228H39ZM157 231V230H156ZM163 231V230H162ZM166 231L167 230H165L164 232L166 233ZM176 231H178V230H176ZM176 231H175V233H176ZM204 231V230H203ZM207 231V230H206ZM232 231V230H231ZM15 232V231H14ZM28 232H31V230L30 231H28ZM27 232V233H28ZM33 232V231H32ZM36 232V231H35ZM63 232V231H62ZM179 232V231H178ZM197 232V231H196ZM228 232V231H227ZM226 232V233H227ZM233 232V231H232ZM231 232V233H232ZM18 233V232H17ZM21 233V232H20ZM39 233V232H38ZM71 233V235H72V232H70ZM148 233V232H147ZM146 233V234H147ZM168 233V232H167ZM169 233H171V232H169ZM180 233V232H179ZM191 233V232H190ZM211 233H212V230H211ZM215 233V232H214ZM19 234V233H18ZM36 234V233H35ZM57 234V233H56ZM145 234V233H144ZM152 234H156V232L155 233H152ZM158 234V233H157ZM157 234H156V236H157ZM220 234V233H219ZM228 234V233H227ZM7 235V234H6ZM21 235V234H20ZM23 235V234H22ZM21 235V236H22ZM29 235V234H28ZM67 235V234H66ZM87 235V234H86ZM159 235V234H158ZM174 235V234H173ZM172 235V236H173ZM177 235V234H176ZM187 235V234H186ZM202 235H204V234H202ZM214 235V234H213ZM223 235V234H222ZM20 236V237H21ZM26 236H27V234H26ZM30 236V235H29ZM31 236H32V234H31ZM33 236H36V235H33ZM32 236V237H33ZM55 236H57V235H55ZM58 236H62V235H59V233H58ZM68 236H70V235H68ZM68 236H65V234H64V237L62 238V237H57L55 240L57 241H60L59 242V244L61 245V249H63V254H66V255H68V252H67V250H69V252H70V254L71 255H73V256H81V254L82 253H85V256L87 257V258H89L90 256H91V253L92 254H96V255H99L100 257H101V260L100 261H95V260H89L88 262H87V264H121V263H119V261L117 260V259H115V258H111L110 256H111V254L107 251V250H101L99 247H98V245H96V244H93V243H90V240L88 239V238H86L87 236H89V234L86 236V237H84V238H82V240H79V241H75V242H73V243H69L68 241H67V239H68ZM77 236V235H76ZM85 236V235H84ZM137 236H139V235H137ZM142 236V235H141ZM140 236V237H141ZM146 236V235H145ZM145 236H144V238H145ZM148 236H149V234H148ZM147 236V237H148ZM155 236V237H156ZM160 236V235H159ZM219 236V235H218ZM217 236V237H218ZM15 237V236H14ZM22 237H25V236H22ZM32 237L30 238V240L32 239ZM48 237V236H47ZM175 237V236H174ZM195 237V236H194ZM215 237V236H214ZM28 238V237H27ZM26 238V239H27ZM38 238V237H37ZM37 238H33V239H35V241H36V239ZM137 238V237H136ZM151 238H153V237H151ZM170 238V237H169ZM173 238V237H172ZM219 240H221V237L219 236ZM233 238V237H232ZM11 239H13V238H11ZM16 239V238H15ZM14 239V240H15ZM18 239V238H17ZM16 239V240H17ZM21 239V238H20ZM32 239V240H33ZM153 239H155V238H153ZM157 239V238H156ZM165 239V238H164ZM202 237H199V236H197V237H195L194 238V240H196L197 242H202ZM216 239V238H215ZM228 239V238H227ZM24 239L22 238V241H23ZM29 240V239H28ZM27 240V241H28ZM29 240V241H30ZM32 240L30 241V245H31V243H33L32 242ZM94 240V239H93ZM103 240V241H104ZM150 240V239H149ZM162 240V239H161ZM192 240V239H191ZM218 240V241H219ZM232 240V239H231ZM234 240V239H233ZM39 241V240H38ZM42 241V240H41ZM167 241V240H166ZM169 241V240H168ZM170 241H171V239H170ZM188 241V240H187ZM214 241V240H213ZM14 242V241H13ZM18 242V241H17ZM21 242V241H20ZM25 242V241H24ZM37 242V241H36ZM196 242V243H197ZM210 242V241H209ZM230 242V241H229ZM27 243V242H26ZM144 243V242H143ZM147 243H149V242H147ZM151 243V242H150ZM154 243V242H153ZM156 243H157V241H156ZM165 243V242H164ZM163 243V244H164ZM166 243H168V242H166ZM183 243H185V242H183ZM191 243V242H190ZM211 243V242H210ZM1 244V243H0ZM34 244H36V243H34ZM39 245H40V243H38ZM49 243L47 242V245H48ZM171 244V243H170ZM219 244V243H218ZM1 245H3V243L1 244ZM0 245V246H1ZM37 245V244H36ZM46 245V247L49 249V247ZM122 245V246H121ZM152 245V244H151ZM182 245V244H181ZM200 245V244H199ZM224 245V244H223ZM231 245V244H230ZM16 246V245H15ZM18 246V245H17ZM33 246V245H32ZM40 246H43V244L42 245H40ZM50 246V245H49ZM167 246V245H166ZM196 246V245H195ZM216 246V245H215ZM217 246H219V245H217ZM221 246V245H220ZM7 247V246H6ZM45 247V248H46ZM111 247V248H112ZM126 247V248H125ZM143 247V246H142ZM152 247V246H151ZM182 247V246H181ZM213 248H214V246H212ZM14 248V247H13ZM36 248H37V246H36ZM40 248V247H39ZM112 248V249H113ZM124 249V250H120V249ZM200 248V247H199ZM220 248V247H219ZM225 248V247H224ZM12 249V248H11ZM42 249H44L43 247H42ZM52 249V248H51ZM164 249V248H163ZM169 249V248H168ZM177 249H178V247H177ZM177 249H176V251H177ZM212 249V248H211ZM221 249H222V247H221ZM16 250H17V248H16ZM29 250V249H28ZM40 250V249H39ZM135 250V249H134ZM166 250V249H165ZM199 250V249H198ZM214 250V249H213ZM51 251H53V250H51ZM175 251V252H176ZM223 251V250H222ZM7 252V251H6ZM15 252V251H14ZM38 252V251H37ZM42 252H44V251H42ZM45 252H47V251H45ZM50 252V251H49ZM58 252V251H57ZM118 252H117V254H118ZM151 252H152V250H151ZM157 252H159V253H162V252H160V251H157ZM211 252H212V250H211ZM221 252V251H220ZM13 253V252H12ZM18 253V252H17ZM51 253V252H50ZM210 253V252H209ZM214 253V252H213ZM217 253H218V251H217ZM244 253H245V251H244ZM20 254V253H19ZM22 254V253H21ZM32 254V253H31ZM33 254H34V252H33ZM47 254V253H46ZM133 254V253H132ZM167 254V253H166ZM6 255H8V254H6ZM28 255H30V253L28 254ZM58 255V254H57ZM33 256V255H32ZM31 256V257H32ZM47 256H49V254L47 255ZM52 256V255H51ZM72 256V257H73ZM104 256L106 257V259H104ZM175 256V255H174ZM20 257V256H19ZM30 257V258H31ZM71 257V256H70ZM171 257V256H170ZM177 257H178V255H177ZM180 257H182V256H180ZM216 257V256H215ZM222 257V256H221ZM50 258V257H49ZM67 258V257H66ZM107 258H110V259H112V261H113V263H110L109 261H108V259ZM6 259V258H5ZM4 259V260H5ZM39 259V258H38ZM54 259H56V258H54ZM177 259V258H176ZM9 260V259H8ZM164 260V259H163ZM166 260V259H165ZM219 260V259H218ZM10 261H12L11 259H10ZM38 261V260H37ZM40 261V260H39ZM6 262H7V260H6ZM9 262V261H8ZM35 262H36V260H35ZM218 262V261H217ZM3 263V262H2ZM10 263V262H9ZM17 263V262H16ZM38 263V262H37ZM36 263V264H37ZM41 263V262H40ZM232 263V262H231ZM6 264V263H5ZM35 264V263H34ZM47 264H57V261L56 260H54V261H50V262H48ZM59 264V263H58ZM149 264V263H148ZM155 264H170L169 262L167 263V260L166 261H162V263H158V262H156ZM212 264V263H211ZM224 264H228L227 262H225ZM234 264H244L243 263V258H240L239 260H238V262H236V263H234Z\"/></svg>",
  "mask_w": 264,
  "mask_h": 264
}]
</instances>
